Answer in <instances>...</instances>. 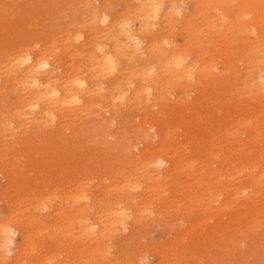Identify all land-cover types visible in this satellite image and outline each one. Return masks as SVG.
Listing matches in <instances>:
<instances>
[{"label": "rangeland", "instance_id": "rangeland-1", "mask_svg": "<svg viewBox=\"0 0 264 264\" xmlns=\"http://www.w3.org/2000/svg\"><path fill=\"white\" fill-rule=\"evenodd\" d=\"M103 3H104V5L101 6L100 4H103ZM141 3H142V0H112V1L111 0L110 1L109 0H107V1L106 0H85V1L84 0H0V68H1L0 69V100H2L4 102L3 103L2 101H0V133H1L0 134L1 135L0 136V148H2V149H0V165H1L0 166V224L9 219V221H11L19 229V232L15 233L13 235V242H14L13 246H14V248H13L12 254L9 257L10 259L9 258H8V260L5 259L6 260L5 264H19V262H20V264L21 263L22 264H43V263L44 264H57V263L58 264H72V263L73 264H88V263L89 264H92V263H94V264H201V263L202 264H264V205H263L264 204V145H262L264 143V123H263L264 122V110L261 111L262 109H264V107H263L264 106V98H262V97H264V91L260 87V84H262L264 82L263 81L264 77L261 76V75L264 76V74H263V72H264V60L262 58V57H264L263 56L264 55V50H263L264 49V43L261 44V42H264V39H263L264 38V25H263L264 24V0H215V1H211V0H209V1H207V0H165V3L163 4V9H161L160 14L158 15L159 17L155 18V19H151V17H146V15L145 16L143 15V14H146L147 12L144 10L143 11L140 10L141 9V5H140ZM170 3L173 7L172 11L168 8V5H170ZM250 3H252L254 5L251 6ZM256 3L258 6L257 5L255 6ZM137 6H138V8H137ZM94 7H96L97 9L96 8L94 9ZM134 7H135V10L133 9ZM90 8H91V10H90ZM62 9H63V11H62ZM125 9L127 10V12ZM138 10L140 12H138ZM91 11L94 12L95 14L92 13ZM124 11H125V13H124ZM142 12H143V14H142ZM164 12H165V14H167L168 12L169 13L167 14V16L166 15L164 16ZM97 13L98 14L106 13L108 15L107 21L99 22V18H96V17H98ZM122 13H123V15H122ZM90 14L91 15L93 14L92 17H94V18L91 19ZM133 14H136V15H133ZM139 14L141 16H139ZM197 14H198V16H197ZM136 16H138L137 17L138 19H136ZM142 16H144V17H142ZM76 17L78 19H76ZM124 17H125V19H124ZM132 17H134L135 19ZM167 17H168V19H167ZM214 17L217 19H214ZM146 18L147 19L150 18L149 21L147 20L148 23H146L147 22L145 20ZM165 18H166V20H165ZM187 18H188V20H187ZM225 18H226V20H225ZM89 19L91 21L94 20V22H92L93 24H91V21ZM119 19H120V22H123L125 24L124 27L128 26V29H127L128 32H130V31L131 32L135 31V33L138 32V34L136 33V35L140 39V43L138 44V47H139L138 50L133 49V46H132L133 41L127 39L125 31H124L125 34H122L123 30L121 32V27L119 25L120 24ZM128 19L130 21H128ZM234 19L236 20V22H234L235 21ZM96 20H98V21H96ZM152 20L153 21L156 20V22L154 23ZM204 20L206 21V23ZM216 20H218V22ZM95 21L97 23H95ZM112 21H114V23ZM115 21H117V22H115ZM144 21H145V24L142 25V23H140V22L144 23ZM163 21H166L168 23H166V22L164 23ZM169 21H170V23H169ZM246 21H248V22H246ZM75 22H78V23H75ZM88 22L90 24H88ZM149 22H150V24H149ZM184 22H187V23L184 24ZM128 23L130 24V27L132 26L131 28L129 27ZM86 24H88V25H86ZM168 24H170L169 27L167 26ZM203 24H204V26H201ZM102 25H105V26H102ZM116 25H118V27ZM140 25H141V27H143V29L142 28L139 29ZM196 25H197V27H196ZM219 25H220V27H219ZM83 26H85V27H83ZM101 26L103 28L104 27L105 28L102 29ZM109 26L112 27L113 29L110 28ZM250 26H252V27H250ZM77 27H78V29H77ZM150 28H152V29L150 30ZM178 28H180V29L176 30ZM194 28H195V30H194ZM69 29H70V31H69ZM108 29H110L111 31L113 30L112 31L113 33ZM160 29L162 31H160ZM251 29H253V30H251ZM74 30H75V32H74ZM98 30L100 33H97ZM114 30H115V32H114ZM207 30H209V31H207ZM221 30H223V31H221ZM239 30H241L243 32H241ZM245 30H246V33L249 30H251L248 32L249 35H248V33L247 34L245 33ZM68 31L70 34L67 33ZM72 31L74 32L73 34H72ZM93 31L94 32L96 31V32L94 33ZM140 31H142V32L140 33ZM213 31L215 34L213 33ZM224 31L225 32L228 31L229 34L230 33L231 34L229 35L227 32L225 33ZM79 32L82 33V37H79L78 40L73 41L74 38H72V36L75 35L76 33H79ZM109 32L112 34V38H111V36H110L111 34H109ZM46 33H48V34H46ZM185 33H186V35H185ZM216 33H217V35H216ZM58 34H60L59 37H58ZM92 34H93V36H92ZM95 34H97V35H95ZM101 34H102V36H101ZM103 34H106V35L104 36ZM119 34H120V36H119ZM189 34H191L190 37L188 36ZM209 34H210V36H209ZM218 34H219V36H218ZM161 35H162V37H161ZM254 35H256L257 37ZM54 36H55V38H54ZM107 36H109V38L113 41L108 39ZM114 36H115V38H114ZM167 36H169V37H167ZM185 36H186V38H185ZM261 36H263V37H261ZM51 37L54 40H52ZM56 37H57V45H56ZM60 37H62V38H60ZM211 37L212 38L215 37V39L218 40V42H217L218 44L216 43L217 40H215L214 38H213L214 40H212ZM231 37H232V39H231ZM248 37H249V39H248ZM259 37L262 39H260ZM103 38H104V41L106 40L105 42L102 41ZM200 38H201V40H200ZM120 39H121V41H120ZM204 39H205V41H203ZM245 39L247 41H245ZM61 40H63V43ZM66 40H69V43ZM90 40H93L94 44H93V41H90ZM96 40L97 41L99 40L98 44H97ZM100 40H101V42H100ZM256 40H259L257 42L261 41L260 44L255 42ZM49 41H51L52 43ZM114 41H116V42H114ZM117 41H118V43H117ZM206 41H208V42L206 43ZM241 41H243V42H241ZM58 42L60 44H58ZM64 42H67L68 44L64 43ZM121 42H124V45L122 43V46H120ZM159 42H161V44ZM180 42H183V43H180ZM193 42H195V43H193ZM219 42L221 44L222 43L226 44L227 46L221 45ZM232 42H233V44H231ZM249 42H250V44H248ZM72 43H74V44H72ZM125 43L127 45H125ZM208 43L211 44L212 47ZM255 43H257V44L255 45ZM31 44H32V47H31ZM44 44H46V45H44ZM48 44L49 45L53 44V45H51V47H53V48L50 49L49 48L50 46ZM77 44H80V45L78 46ZM91 44H93V45H91ZM145 44H147V46ZM156 44H157V46H156ZM193 44H196V45H193ZM202 44H204L206 47H203L204 45L202 46ZM234 44H236V45H234ZM252 44H254V45H252ZM88 45H90V46H88ZM102 45L104 46V48ZM199 45H201V46L198 47ZM217 45H220V49H219V46H217ZM249 45H250V47H249ZM23 46H25L24 49H23ZM28 46H29V48H28ZM63 46H64V48H63ZM69 46H72L73 48H70ZM91 46H93V47H91ZM116 46H117V48H116ZM123 46H124V48H123ZM189 46L191 49L189 48ZM193 46H194V48H192ZM213 46H215V47L213 48ZM240 46H242V47H240ZM21 47L23 50L21 49ZM45 47H46V49H48V48L49 49L46 50ZM56 47H59V48H56ZM81 47H83L85 49V52H84V49ZM88 47H89V49H88ZM161 47H163V51H162ZM172 47H173V49H172ZM174 47H176V48H174ZM185 47H187V48L185 49ZM209 47H211V48H209ZM222 47H223V49H222ZM237 47H238V50H236ZM252 47L257 48V49L252 50ZM177 48H178V50H176ZM206 48L207 49L209 48V49L207 50ZM233 48H234V50H233ZM260 48L263 50L262 55H261V49ZM60 49H62V51H60ZM63 49H64V51H63ZM93 49H94V52H93ZM113 49H115V51H117V52L115 53V51ZM124 49H125V51H124ZM179 49H181L182 52H184L183 56L185 55L187 62L196 60L197 63L196 62H195L196 64L194 63L195 69L192 65L190 76L187 77L183 74V76H180V78H177V79L174 78L173 79V77L170 78L166 72L162 71L161 67H157V66H159L157 62H161V59L159 56L162 53L168 54L171 50H174V52H181V50H179ZM242 49H244V51ZM26 50H30L32 52L33 56H38L39 54L42 53V52H40L42 50H43V53L48 52V54H50L51 51L53 50V52H54L53 53L54 55H52L53 59L51 57L50 58L52 59L53 64L56 66V69L54 70L55 73H52L53 77H51V78L49 77V79L52 80L55 77L52 80L55 84L62 85L63 84L62 79H63V81L68 82V80H73V78L76 76L77 78H83L86 81L87 86L88 85L91 86V87H89V86L88 87H89L90 91L93 92L95 89L94 84L99 81L96 84V87L98 90L95 89V91L93 92L94 93L93 96L91 95L92 92L89 91V93H90L89 99L90 100L87 99L89 97L87 95H86V97L83 98V101H82L83 103H85L87 101L85 104L82 105V106H84L83 108L87 109V110L84 109L86 112L84 110L83 111L80 110L79 112H77L78 110H74L73 106L70 107V108L73 107L70 110V108H69L70 103H69V105L67 103L66 105H64V107L63 106L60 107V109L62 108L64 110L60 111V109L59 110L55 109V112H54L55 117H54V122H53V121H49L50 119H48L47 117H46V120H45V117L44 118L41 117L39 119L37 114L35 117H33L34 115H32V113H29L30 112L29 110L27 111V109L29 108L28 106L25 107L27 109L24 110V106L27 105V101H28V100H26V98H28L27 94H30L31 92H28L27 89H26V91H25V89L21 90L22 88H26V87L21 86V84L23 85L22 81H23L24 77L26 78V76L24 74L25 69H22V66L16 67L18 65H16L15 63L17 62L16 61L17 57L18 58L21 57V55H22L21 52L22 51L24 52ZM72 50H73V52H71ZM79 50H80V52L82 51L83 53L80 54ZM107 50L108 51L111 50L110 51L111 53H113L114 55L115 54L117 55V56L115 55V57H116L115 60L117 61V64H116V62H115V64L117 66L116 70H118L119 72L116 70L115 71H109L108 70L109 72L107 71L105 73H103L104 71L102 72V70L106 71L107 69L105 66L106 64L104 63L103 58H102V53L100 51H107ZM246 50H248V52ZM18 51L20 54L17 53ZM58 51L61 53L59 54ZM89 51H91V52H89ZM122 51H123V53H122ZM151 51H152V54H151ZM157 51L160 53V55H159V53H157ZM199 51L202 52V54ZM215 51H217V52H215ZM218 51H220V52H218ZM245 51H246V57H245V55H243V54H245ZM256 51L258 53L260 52V55L257 54ZM62 52H63V54H62ZM67 52L71 55H69ZM78 52L80 55L77 54ZM98 52H100V53H98ZM118 52L120 55L117 54ZM131 52H134V55ZM138 52L139 53L141 52V53L139 54ZM194 52L196 54H194ZM84 53L86 55H84ZM135 53H138V55ZM249 53L251 55H249ZM51 54H50V56H51ZM57 54L60 55V57ZM72 54H75V55H72ZM121 54H123V55H121ZM130 54H131V56H130ZM150 54H151V56H150ZM216 54H217V56H216ZM233 54L235 55L236 59L234 58ZM254 54H255V56H254ZM10 55L14 58L9 57ZM66 55H68V56H66ZM82 55H83V57H81ZM88 55L93 56V57L95 55L94 58L93 57H91V58H93L95 63H97V65H96L97 69H94V67H93L94 62L92 59L90 60V56L88 57ZM126 55H127V58L126 57L124 58V56H126ZM132 55L134 57H132ZM238 55H240L241 57ZM247 55H249V56H247ZM70 56L71 57L74 56L73 57L74 59L71 58ZM77 56H79V58H77ZM84 56L88 57V61H86L87 58H84ZM152 56L153 57L155 56V58H152ZM204 56H206V57H204ZM207 56H209V57H207ZM120 57H121V59H119ZM149 57H150V59H148ZM230 57H231V60H230ZM244 57H245V59H244ZM257 57H258V59H257ZM96 58H98L97 59L98 62L96 61ZM211 58H212V60L214 59L213 62H212ZM215 58H216V61H215ZM248 58H252V59H249L250 60L249 61ZM260 58L262 59V61ZM14 59H15V63H14ZM128 59H130V60H128ZM144 59H146V60H144ZM208 59H210V60H208ZM254 59H255V61H253ZM9 60H11V61H9ZM56 60H58V61L55 62ZM101 60H102V62H101ZM125 60H126V62H125ZM238 60H241V62ZM245 60L247 61V63L244 62ZM256 60L259 64L254 63V62H256ZM67 61H70V63L69 62L67 63ZM76 61L79 62V64L77 63V65H75ZM127 61H128V63H127ZM204 61H206V62H204ZM9 62H10V65H13V68L10 65H9L10 67L7 65ZM85 62L87 64H85ZM56 63H57V65H56ZM64 63H67V64H64ZM99 63H100V65H99ZM230 63H231V65H230ZM251 63H254V64H251ZM260 63H261V65H260ZM83 64L85 65V67H83L84 66ZM208 64L211 67V69L208 66ZM242 64H243V66H242ZM227 65H228V67H227ZM98 66L100 67V69ZM142 66H145V67H142ZM201 66L204 67V69L206 68V66L208 68H206V70H203L201 72L200 71ZM249 66H250V70L252 67V72L250 70H247V69H249ZM65 67H66V69H65ZM69 67H70V69H69ZM72 67H73V69H76V70H74L75 73H74L73 69H71ZM91 67H92V70H90ZM132 67L133 68L135 67L134 68L135 70L134 69L132 70ZM150 67H152L151 68V69H153L152 71L149 70ZM260 67L261 68L263 67V71H262V69L261 70L259 69ZM9 68H10V70H9ZM232 68H233V71H232ZM234 68H236V70ZM86 69L87 70L89 69L90 72H89V70L84 71ZM123 69L126 71H124ZM220 69L222 70V72ZM245 69L250 74L251 73H253V74L250 75ZM254 69L257 71L259 70V72L255 71ZM11 70H13V72L15 74L12 73ZM66 70H68L67 72L70 75H68ZM99 70L102 72L101 74H100ZM128 70H130V71H128ZM210 70H212L211 74L209 72ZM243 70H244V72H242ZM76 71L77 72L79 71V73L76 74ZM135 71H136V74H135ZM204 71H205V73H203ZM231 71H232V73H231ZM261 71H262V73H261ZM82 72L84 75L82 74ZM84 72H86V73H84ZM95 72L97 73V76L99 79L96 78L97 76H95L96 75ZM121 72H124L125 74H123V73L121 74ZM132 72H134V73H132ZM140 72H141V75H140ZM145 72H146V74H145ZM207 72H208V74H207ZM254 72H255V76L257 75L256 77L254 76ZM1 73H2V75H1ZM88 73L89 74L92 73V74L89 75ZM107 73L110 74V75H108L109 77L107 76ZM114 73H116V74H114ZM130 73H132L134 75H131ZM142 73L145 75V77H144V75H142ZM23 74H24V76H23ZM71 74H74V77H73V75L71 76ZM78 74H80V76L81 75L82 76L80 77ZM103 74H105L106 76L103 77ZM243 74H245V76L248 78V81H247V78ZM92 75H93V77L91 79ZM122 75H123V77L121 78L120 76H122ZM125 75L126 76L130 75L129 76L130 78L129 77L126 78ZM138 75H139V77H138ZM49 76H51V75H49ZM58 76H60V77H58ZM99 76H101V78ZM134 76L136 78H134ZM166 76H168V77H166ZM232 76H235L237 79H235V77H232ZM238 76H239V78H238ZM240 76H241V78H240ZM17 77H19V78H17ZM70 77H71V79H69ZM150 77L154 78V80ZM205 77H206V79H205ZM207 77H210V78H207ZM215 77H216V79H215ZM243 77H245V78H243ZM250 77H252V80ZM65 78L67 80H65ZM89 78H90V80H89ZM124 78H125V80L129 79V80H127L128 82L122 81V79L124 80ZM188 78H189V80H188ZM74 79H76V78H74ZM117 79H119V80H117ZM243 79H245V80H243ZM256 79L259 81L261 80V83L259 81H257ZM10 80H12V81H10ZM16 80H18L17 83H16ZM56 80H58L59 82L58 81L56 82ZM222 80H223V82H222ZM234 80H236L237 82ZM253 80L256 81L257 83L253 82ZM116 81L118 83H119V81H121V83L118 84ZM147 81H150V82H147ZM187 81L190 84H187ZM9 82L10 83L12 82V83L10 84ZM90 82H91V85H90ZM113 82H115L116 84H114ZM178 82H180V83H178ZM208 82H209V84H207ZM239 82H242V83H239ZM124 83H125V85H124ZM166 83H168L169 85ZM193 83H196V84L201 83L203 85L200 84V85H197V87H196V84H193ZM204 83H206V84H204ZM217 83L219 84L220 88L218 87ZM227 83H228V85H227ZM253 83H254V86L252 85ZM7 84H8V88H7ZM17 84H18V86H17ZM100 84H102V85H100ZM111 84L114 85L113 87L115 89L112 87ZM146 84H150V86H151L152 94H150V95L146 94L145 90L143 89V88H145ZM163 84H165V85H163ZM181 84H184V85H181ZM186 84L188 85V87H186L187 86ZM99 85L101 88H98ZM174 85L177 87V89L175 88ZM193 85H194V87H193ZM205 85H207L209 92H208L207 88H205L206 87ZM226 85H227V87H226ZM250 85H252V87H253V88H251V90L249 87ZM263 85H261V86L264 89ZM15 86H17V87H15ZM122 86H126V87H122ZM168 86H170V87H168ZM183 86H185V88ZM198 86H201L202 89H200V87H198ZM211 86H212V89L210 91ZM245 86H248V87L245 88ZM74 87H72V88L76 89ZM121 87H122V90H121ZM256 87L259 88V90ZM188 88H190L189 92H188ZM213 88H214V90H213ZM226 88L230 89L231 91L229 90V92H228V89H226ZM123 89H126L127 91L123 90ZM160 89H162V90H160ZM1 90H4V91H1ZM143 90L145 92L144 95H143V93H144ZM191 90H193V91H191ZM226 90H227V93H225ZM109 91H111V92H109ZM121 91H124V92L126 91L125 94L128 97V99H126L127 101L125 100L126 101L125 102V101H122L119 99V102L116 100L113 103V101L116 99V95H117L116 93L121 92ZM139 91H141L142 93ZM213 91H215V92L217 91V92L213 94ZM253 91H255V92H253ZM261 91H262L263 95L261 94ZM104 92H105V94H103ZM107 92L110 95L112 93L113 95H111V96L113 98L111 97V99H110V95ZM199 92H200V94H199ZM256 92H258L259 94ZM183 93H184V95H182ZM222 93H223V95H222ZM255 93L257 94V96L255 95ZM95 94L99 96V99L97 96H95ZM101 94H103V95H101ZM138 94H139V96H138ZM202 94H204V95H202ZM24 95H26V96H24ZM131 95H133V96H131ZM134 95H137V96H134ZM205 95L208 98H206ZM242 95H244L243 98H241ZM246 95H247V97H246ZM250 95H254V96H250ZM185 96H186V98H184ZM198 96H200V97H198ZM210 96H212V97H210ZM220 96H224V97L222 98ZM231 96H233V97H231ZM142 97L143 98L146 97V98H144V100H143ZM162 97L164 98V100ZM176 97H177V100H176ZM197 97L199 98L200 101L198 100ZM250 97H252V99ZM2 98H4V99H2ZM102 98H107V99H104L105 101H103ZM179 98L181 100H179ZM249 98L252 101H250ZM256 98L258 100H256ZM93 99L96 102H98V105H97V103H95V101ZM141 99L143 102L141 101ZM188 99H191V100H189V101H191V103L188 101ZM203 99H205V100L202 102ZM208 99H209V101H211L210 103H208L209 102ZM212 99H214L213 102H212ZM131 100L134 103H132ZM232 100H233V102H232ZM236 100L239 102H237ZM247 100H249V101L246 102ZM222 101H224V102H222ZM228 101L231 102L232 105ZM240 101H242V102H240ZM120 102L124 103V104L120 105V107H119V104H121ZM137 102H138V104H136ZM140 102H141V104H140ZM192 102L194 103V106H193ZM198 102L199 103L201 102L202 104L201 103L199 104ZM204 102L208 103L209 105L205 104ZM217 102L219 104H217ZM22 103H23V105L21 106ZM24 103H25V105H24ZM92 103L96 104L98 108L95 107L96 105H94ZM117 103H118V105H117ZM184 103L185 104L188 103V105H185ZM111 104L113 107L110 106ZM115 104H116V107L118 106L117 108L115 107ZM134 104H136V105H134ZM154 104H155V106H154ZM214 104H215V106H214ZM18 105H20L21 107ZM90 105H91V108H90ZM144 105H146L148 107L144 108V110H143L142 107ZM207 105L209 107H206ZM243 105H246V106H243ZM261 105H262V107H261ZM123 106H125V107L127 106L128 108L127 107L125 108ZM132 106H134V108ZM189 106H191L193 109ZM217 106H219L218 108H220L221 110L220 109L218 110ZM220 106L221 107L223 106L225 110L223 108H221ZM231 106H232V108H231ZM234 106H237V107H234ZM249 106L252 108H250ZM104 107H106V108H104ZM135 107L136 108L138 107V109H136ZM149 107H150V109H149ZM197 107H199V109H200L199 111H197L198 110ZM95 108H97V109H95ZM131 108H133V109H131ZM186 108H188V109H186ZM213 108L216 109L217 112L216 111L215 112L218 113L219 116H218V114H216L213 111L214 110ZM236 108H237V110L240 108V110L236 111ZM89 109H90V111H89ZM110 109L114 110V111H111ZM117 109H118V111H117ZM14 110H15V112L12 113ZM72 110L75 111V113ZM108 110H110V111H108ZM123 110H124V112H123ZM209 110H210V112H209ZM228 110H230V114H229ZM243 110L244 111L246 110V111L244 112ZM252 110H254V111H252ZM65 111H68V113L67 112L64 113ZM87 111H89V112H87ZM99 111H100V113H97ZM176 111H178V112H176ZM194 111H196L197 113ZM219 111H222V112H219ZM249 111H251V112H249ZM172 112L175 113L176 115H174ZM211 112H213V114ZM235 112L236 113L238 112V114H236ZM242 112H243V114H242ZM257 112H259L258 115H257ZM26 113H29V115H30V116L28 115L29 118L27 117ZM148 113L149 114L151 113L150 116ZM210 113H211V119H210ZM64 114H66L67 116ZM69 114H71V115H69ZM100 114H102V115H100ZM162 114H163V116H162ZM170 114H172L174 116H172ZM84 115H88L89 117L88 116L86 117ZM114 115H115V117H114ZM121 115H123V116H121ZM140 116H141V119H140ZM186 116H188V118ZM236 116H238L240 118H238ZM257 116H260V117H257ZM72 117H74V119ZM77 117L79 120L76 119ZM250 117H252V118H250ZM261 117H263V118H261ZM71 118H72V120H70ZM80 118H81V120H80ZM157 118H159V119H157ZM170 118H172V120ZM186 118L188 119V121ZM221 118L224 120H222ZM37 119H38V121H37ZM146 119H148L149 121ZM169 119H170V121H169ZM230 119H233V120L230 121ZM242 119H244V120H242ZM246 119L249 121H247ZM12 120H14V122H12ZM97 120H99V121H97ZM122 120H124V121H122ZM140 120H141V123H140ZM173 120H174V122H173ZM261 120H262V122H261ZM46 121H49V123L47 122L48 125H47ZM142 121L143 122L146 121L145 126H144V123ZM162 121H164V122H162ZM165 121L167 123H165ZM190 121H191V123L193 122L192 126H191V123H189ZM203 121H204V123L206 121V124H204ZM223 121H225V122H223ZM36 122H37L38 126H37ZM82 122L83 123L85 122L84 125ZM230 122H233V123H230ZM52 123H54V124H52ZM97 123H99V125ZM105 123H108V124H105ZM208 123L211 124V127ZM19 124L21 125V127ZM198 124H199V126H198ZM216 124H218V125L216 126ZM60 125H62L63 127ZM70 125H72V126L70 127ZM96 125H98V126H96ZM100 125H101V127H100ZM106 125H108V126H106ZM103 126L105 128H103ZM135 126H136V128H135ZM202 126H205V128ZM219 126H220V128H218ZM18 127H20V128H18ZM68 127L70 129H68ZM97 127H98V129H96ZM106 127H108V128H106ZM137 127H139L140 129H138ZM192 127H193V129H192ZM65 128H67V130ZM121 129H122V131H121ZM135 129H137V130L133 131ZM165 129H166V131H165ZM190 129L192 130L191 132L193 134L189 131ZM217 129H218V131H216ZM3 130H4V132H3ZM196 130L198 132H195ZM201 130H203V131H201ZM210 130L212 131V133ZM85 131H86V133H85ZM158 131H160V132H158ZM161 131H163V132L161 133ZM185 131H188L189 133H186ZM206 131H207V133H206ZM213 131H215V132H213ZM221 131H222V134H221ZM82 132H84L85 134ZM142 132L144 134L145 133L146 134L143 135ZM131 133L132 134L134 133V134L132 135ZM141 133H142V135H141ZM208 133H210L211 135ZM216 133L218 135H220V136H218V140H217V134ZM127 134H129V135H127ZM163 134H165V135H163ZM185 134H188L189 137H187ZM252 134H253V136H252ZM261 134H262V136H260ZM102 135H103V137L101 138ZM124 135H126V136H124ZM169 135H170V137H169ZM183 135H185V138H183ZM190 135H191V137H190ZM132 136H134V137H132ZM146 136H149V137H146ZM172 136H173V139L171 138ZM194 136H196V137H194ZM231 136L235 137V138L231 139L232 138ZM75 137L77 138V140L75 139ZM208 137H210V138L208 139ZM222 137H224L223 138L224 141H223ZM118 138H119V140H118ZM186 138L188 141L185 140ZM211 138H213V139H211ZM168 139H169V141H168ZM179 139H180V141H179ZM195 139H196V141H195ZM256 139H258V143H257ZM100 140H102V141H100ZM145 140H146V142H145ZM175 140H176V143H175ZM243 140H246V141H243ZM66 141H67V143H66ZM128 141H130L129 142L130 144L128 143ZM215 141L217 142L215 145L219 144L220 146H215L213 143V145L215 146V148H214L212 145V142H215ZM114 142L118 143L119 145L115 144ZM166 142L169 143V146H167L168 143L165 146ZM178 142L182 146L178 145L179 144ZM186 142L187 143L189 142L190 144L189 143L184 144ZM200 142H202V143H200ZM235 142L238 145L235 144ZM132 143H134V145H132ZM146 143H147V145H146ZM173 143L176 145H174ZM193 143H197V144H193ZM203 143H204V145L206 143V145L204 146ZM208 143H209V145H208ZM223 143H224V145H222ZM123 144H125V145H123ZM159 144L161 146L162 145L163 146L159 148ZM210 144L212 147L210 146ZM258 144H260V145H258ZM105 146H107V148H105ZM132 146L135 148H133ZM145 146H146V149H145ZM148 146H150V147H148ZM170 146H171V148H170ZM223 146H224V148H223ZM249 146L250 147L252 146V148H250ZM143 147H144V149H143ZM164 147L166 149H164ZM174 147H176L175 149L178 151H175L173 149ZM182 147H185L186 150H184V148H182ZM208 147L213 149V151L211 149H209ZM229 147H231V148H229ZM193 148L198 149V150H194ZM203 148H206V150H204ZM218 148H219V150H218ZM67 149H69V150H67ZM153 149H157V150H153ZM158 149H160L161 154L166 153L167 155L166 154L164 155L166 157V163L161 168L157 169V167L154 166L153 164L152 165L154 167L151 166L149 159L151 158V156L155 155L156 153H160V151H158ZM170 149H171V151H170ZM141 150H143V151H141ZM173 150L175 153L173 152ZM180 150H182V152H179ZM192 150H193V152L195 151L196 153L194 152L195 154H193ZM207 150L208 151L211 150V152H213V153L210 152V154H209V152ZM226 150H228V151L225 153ZM237 150H239V151H237ZM155 151H157V152H155ZM166 151H170L171 153L166 152ZM187 151L189 152V154H191V159H193L194 161H192L190 159V157H189L190 155L187 153ZM197 151H201V152L197 153ZM206 151H207L208 155H206L207 154ZM152 152H155V153H152ZM244 152H246V153H244ZM67 153H69V154H67ZM144 153H145V155H144L145 157L143 156ZM173 153L175 156L171 157V155L173 156ZM177 153H178V155H177ZM236 153H238V154H236ZM138 154H139V156H138ZM179 154H181V155H179ZM214 154H215V156H214ZM193 155H195V156H193ZM198 155H199V158H197L198 160L197 159L195 160L194 158L198 157ZM134 156H135V158L133 159ZM240 156H242V157H240ZM244 156L245 157L247 156V157L245 158ZM167 157H169V158H167ZM180 157H184L183 160ZM200 157H202V159H200ZM231 157H233V158H231ZM220 158H221V160L219 161ZM227 158H229L228 159L229 161L227 160ZM235 158H236V160H235ZM188 159L191 161H189ZM230 159H232V161ZM205 160L206 161L208 160V162H205ZM211 161H212V164H211ZM147 162L149 163V165H147L148 164ZM189 162H191V163H189ZM237 162H240V163H237ZM130 163L132 165H130ZM186 163H188V164H186ZM215 164H217L218 166L216 165L214 167ZM186 165H188V166L190 165V167H188ZM198 165H200V166H198ZM130 166H133V167L131 168ZM144 166L146 167L145 169H143ZM149 166H151V167H149ZM182 166H184V168ZM193 166H194V168H193ZM209 166H210L211 170H210ZM203 167H207V168H204V170L202 171ZM111 168H112L113 173L110 170ZM162 168H163V171H162ZM188 168H189V170H188ZM6 169H9L8 172L6 171ZM119 169L120 170L122 169L121 171L123 173H120ZM126 169H127V171H126ZM169 169H170V171H169ZM200 170H201V172H200ZM9 171L10 172L12 171V172L10 173ZM124 171H126V172H124ZM137 171H139V172H137ZM141 171H143L144 173ZM145 171L148 175H146ZM156 171H158V172H156ZM171 172H173V173H171ZM118 173L121 175H118ZM127 173H130V174H127ZM152 173H154V174H152ZM169 173L171 174L170 176H169ZM191 173H192V175H191ZM115 174H117V175H115ZM149 174H151V175H149ZM164 174H165V176H164ZM254 174H256V175H254ZM123 175H125L124 177H126L128 179L125 180V178L122 177ZM145 175L147 178H145ZM159 175L161 178L159 177ZM166 175H167V177H166ZM112 176H114V177H112ZM168 176L170 177L169 178L170 181L167 180ZM129 177H131V178L133 177V178H135V180L133 178L131 179ZM163 177H165V178H163ZM141 178L142 179L145 178V179L142 180ZM158 178L160 180H158V182H157L156 180ZM226 178H228V179H226ZM161 179L162 180L164 179V181H162ZM246 179H249L250 181L246 180ZM114 180L116 181V183L114 182ZM123 180L125 181L124 183H123ZM131 180H134V181H131ZM145 180H146V182H145ZM79 181H81V182H79ZM128 181H129V183H128ZM130 181L131 182L136 181V184L135 183L131 184ZM137 182H138V184H137ZM162 182H165V183L162 184ZM65 183H67V184H65ZM77 183H79V184H77ZM127 183L130 184V186H132L131 187L132 189L136 187L135 193H134V191H132V189L129 187V185ZM75 184H77L79 186L76 187ZM124 185H127L128 187H126V186L123 187ZM133 185H134V187H133ZM159 185H160V188H159ZM163 185H165V186H163ZM185 185H187V186H185ZM81 186H82V188L83 187L84 188L82 189ZM115 186L119 189L120 188H122V189L119 190ZM218 186H220V187H218ZM162 187H165V188H162ZM50 188L52 190H49ZM79 188H81L82 190ZM129 188L131 190H129ZM147 188H152V189L149 190ZM162 189H163V191H162ZM63 190H65V191H63ZM80 190L82 191V193L79 192ZM83 190H86V191H83ZM137 190H139V191H137ZM146 190H148V191H146ZM168 190H170L171 192ZM181 190H183V191H181ZM235 190H236V192H235ZM123 191H125V192H123ZM244 191L245 192L247 191V192L244 193ZM33 193H35L36 196ZM38 193H40L41 196L38 195ZM77 193L78 194L80 193L83 196L85 195L86 199L84 197H83L84 199L82 198L83 200L78 199V197H82V195L79 196ZM128 193H130V195H128ZM169 193H171V194H169ZM182 193H185V194H182ZM227 193H228V195H227ZM46 194H48L49 196ZM50 194L52 195V197ZM56 194H58L60 197H58V195H56ZM64 194H66V195L64 196ZM180 194H182V195L180 196ZM30 195H31V197H30ZM118 195H120V197ZM121 195H123L124 197H122ZM172 195H174L173 198H172ZM235 195L237 197L233 198V196H235ZM67 196H69V197H67ZM147 196H149V197H147ZM244 196H246V197H244ZM47 197H49L50 199H48ZM53 197L55 200H58L60 198L61 201L55 202V200L52 199ZM55 197H57V198H55ZM116 197H118V198H116ZM203 197H205V198H203ZM22 198L24 201L22 200ZM32 198H34V199L32 200ZM65 198H70V199H65ZM72 198H73V200L77 198L79 202L77 200L72 201ZM122 198L125 201H123ZM130 198L134 199L135 201L130 199ZM161 198H164V199H161ZM174 198L176 199L177 202L175 201ZM177 198H178V200H177ZM184 198H187L188 201ZM47 199L51 202L48 203L49 201H47ZM64 199L66 202L69 200L70 201L68 203H66V202H64ZM165 199L166 200L168 199V200L165 202ZM172 199H174V200H172ZM38 200H40V202L42 200V202H44V204H46V205L48 204V206L47 207H39V206H42L44 204L42 202H41V204H39L40 202ZM62 200H63V202H62ZM84 200L87 201V203L85 201L86 205H85V203H83ZM121 200L123 202H121ZM126 200L129 203H127ZM130 200H131V202L132 201H134V202L131 203ZM151 200H153V201H151ZM216 200L220 201V203L217 202ZM18 201H20V202L18 203ZM91 201H93V203L95 201V203L93 204ZM145 201L148 203H146ZM149 201H150V203H149ZM155 201H156V203H155ZM173 201H174V204L172 203ZM29 202H31V203H29ZM108 202H110V203H108ZM13 203H15V204H13ZM70 203H73L75 205H73V204L71 205ZM120 203H122V204H120ZM141 203H143V204L145 203V205H143ZM76 204H77V206H76ZM113 204H115L116 206ZM129 204H133V205H129ZM139 204H141L142 206ZM148 204L151 205L152 207L149 206ZM66 205H67V207H66ZM84 205L86 207H84ZM120 205H121V207H120ZM137 205H139V206L137 207ZM146 205H148V208ZM183 205H184V207H183ZM192 205H194V206H192ZM231 205H235V206H231ZM31 206H33V207H31ZM93 206H94V208H91ZM144 206H146V207H144ZM179 206H181V208H179ZM222 206H224V208H220ZM24 207H25V209H23ZM69 207H70V209H69ZM89 207L91 208V210L93 212H91ZM100 207H103V209ZM104 207H106V208H104ZM117 207L118 208L120 207L121 209L124 207H128L127 209L124 208L126 210L122 209L124 211V214H126V216L123 214H120V212L117 213L120 209V208L118 209ZM195 207L198 210L194 209ZM78 208H80L79 209L80 212L78 211ZM109 208H112V209L110 210ZM186 208H188V209H186ZM21 209H23L25 211H23ZM42 209H44V210H42ZM81 209L84 210V213H83V210H81ZM101 209H102V211H101ZM174 209H175V212H174ZM184 209L186 211H184ZM210 209H213V210H210ZM224 209H226V210H224ZM36 210H38V211L41 210V211H39V213H38V211H36ZM59 210H60V212H58ZM115 210H117V212ZM122 210H120V211L123 213ZM145 210H147V211H145ZM85 211H87V214ZM105 211H106V213H105ZM109 211L110 212L112 211V212L109 213ZM143 211H145V212H143ZM55 212L56 213L58 212L57 215L54 214ZM76 212H77V214H76ZM101 212H102V214H101ZM103 212H104V215H103ZM127 212H129V213H127ZM194 212H196V213H194ZM13 213H14V215H13ZM46 213H47V215H45ZM113 213H116V214H113ZM10 214H11V216H10ZM29 214H31V217H29L30 216ZM112 214H113V216H112ZM25 215H27V218L25 217ZM38 215L41 219L39 217H37ZM51 215H53V216H51ZM122 215L125 217L123 219L122 218L119 219V216L123 217ZM127 215H128V217H127ZM8 216H9V218H8ZM42 216L44 217V219ZM108 216H110V218ZM252 216H254V217H252ZM19 217H20V220H19ZM22 217H24L23 218L24 220L22 219ZM33 217H35V218H33ZM102 217H103V219H102ZM104 217H106V218H104ZM61 218H62V220H61ZM100 218L103 221L100 220ZM13 219L15 222L13 221ZM36 219H37V221H36ZM70 219L72 221H70ZM55 220H57V221H55ZM81 220H83L84 222H86V221L87 222L97 221V220L99 221L100 220L99 221L100 226L97 227V231H105V232H102L103 235L102 234L101 235L96 234L94 236L89 237V235L87 236V235L83 234V231L86 230L87 227L84 225L85 226V228H84V226L82 225L84 222ZM120 220L123 222L120 223ZM192 220H194V221L192 222ZM204 220L207 222H204ZM32 221H33V223H32ZM63 221H64V223H63ZM78 221H81L82 224ZM53 222H54V224H53ZM101 222H104L102 224L105 225L106 229H103V230L100 229L103 227ZM133 222H135V223H133ZM200 222H202L203 224L202 223L199 224ZM72 223L74 226L72 225ZM78 223H80L82 226L78 225ZM108 223L113 224V226L112 225L109 226ZM114 223H115V225H114ZM122 223L124 224V226H122L123 225ZM184 223L186 226L184 225ZM42 224H44V226ZM120 224H122V225H120ZM55 225H56V228L54 227L52 229V227ZM183 225H184V227H183ZM187 225L189 227H187ZM28 226H30V227H28ZM64 226L68 227V229L70 231L68 229L66 230V228H63ZM76 226H77V228H76ZM78 226L80 228H78ZM195 227H196V229H195ZM203 227L205 229H203ZM191 228H192V230H191ZM198 228H200V229H198ZM259 228H260V230H259ZM73 229H74V231H73ZM75 229L78 233H76ZM239 229H241V230H239ZM71 231H73V232H71ZM65 232H67V233H65ZM108 232H109V235H107ZM204 232H205V234H204ZM30 233H31V235H30ZM34 233H35V235L37 233L38 234L41 233L39 235L40 237L38 236V234L36 236H34ZM239 233H241V234H239ZM71 234L73 237H71ZM80 234H82V235H80ZM198 234H200V235H198ZM212 234L214 237L212 236ZM78 235H80V236H78ZM83 235H84V237H82ZM112 235H113V237H112ZM247 235H248V237H247ZM74 236L81 237V238L76 239ZM26 239H27V241H26ZM245 239H246V241H245ZM34 240H36V241L38 240V241L36 242ZM51 240H53V241H51ZM89 241L91 242L90 244H88ZM53 242L55 244H53ZM204 243H205V245H204ZM240 243H241V245H240ZM23 246H25V247H23ZM54 246H56V247H54ZM203 246H205V247H203ZM33 248H35L36 251ZM40 248H41V250H40ZM28 249L30 251H28ZM42 250L44 252H41ZM88 250H89V252H88ZM193 250L195 251V253ZM38 251H40V252H38ZM15 252H16V255H15ZM28 253H29V255H28ZM34 253H36V254L32 255ZM49 254H52V256H54V257L51 258V255L49 257ZM21 255H23V257L25 256L24 259ZM29 256H30V258H29ZM18 257L20 258V260ZM46 258L49 259V262H47L48 260ZM3 259L0 256V264H2V263L4 264ZM15 260H16V263H14Z\"/></svg>", "mask_w": 264, "mask_h": 264}, {"label": "bare ground", "instance_id": "bare-ground-1", "mask_svg": "<svg viewBox=\"0 0 264 264\" xmlns=\"http://www.w3.org/2000/svg\"><path fill=\"white\" fill-rule=\"evenodd\" d=\"M84 1H85V0H84ZM106 1H107V0H106ZM109 1H110V0H109ZM111 1H112V0H111ZM207 1H209V0H207ZM211 1H215V0H211ZM86 2H87V1H86ZM199 2H200V1H199ZM202 2H203V1H202ZM87 3H88V2H87ZM164 3H165V0H142V3L140 4V5H141V9H140V10H141V11L144 10V11L147 12L146 14H143V12H142V14H143L144 16L146 15V17H151V19H155V18H158V17H159L158 15L160 14L161 9H163V4H164ZM195 3H196V2H195ZM213 3H214V2H213ZM213 3H212V4H213ZM129 4H130V3H129ZM197 4H198V3H197ZM209 4H210V3H209ZM217 4H218V3H217ZM217 4H216V5H217ZM225 4H226V3H225ZM250 4H251V6L254 5V4H252V3H250ZM84 5H85V4H84ZM100 5H101V6L104 5V3H103V4H100ZM177 5H178V4H177ZM195 5H196V4H195ZM203 5H204V4H203ZM256 5H257V3L255 4V6H256ZM109 6H110V5H109ZM257 6H258V5H257ZM85 7H86V6H85ZM226 7H227V6H226ZM82 8H83V7H82ZM82 8H81V9H82ZM86 8H87V7H86ZM95 8H96V7H94V9H95ZM105 8H106V7H105ZM109 8H110V7H109ZM137 8H138V6H137ZM168 8H169L171 11L173 10V7H172L171 3H170V5H168ZM205 8H206V7H205ZM88 9H89V8H88ZM92 9H93V8H92ZM96 9H97V8H96ZM106 9H107V8H106ZM133 9L135 10V7H134ZM197 9H198V8H197ZM252 9H253V8H252ZM90 10H91V8H90ZM98 10H99V9H98ZM102 10H103V9H102ZM102 10H101V11H102ZM125 10H126V9H125ZM134 10H133V11H134ZM165 10H166V9H165ZM174 10H175V9H174ZM179 10H180V9H179ZM62 11H63V9H62ZM93 11H94V10H93ZM128 11H129V10H128ZM175 11H176V10H175ZM175 11H174V12H175ZM91 12H92V11H91ZM94 12H95V11H94ZM94 12H92V13H94ZM126 12H127V10H126ZM138 12H140V11L138 10ZM98 13H99V12H98ZM98 13H97V14H98ZM120 13H121V12H120ZM124 13H125V11H124ZM168 13H169V12H168ZM168 13H167V14H168ZM197 13H198V12H197ZM201 13H202V12H201ZM203 13H204V12H203ZM94 14H95V13H94ZM128 14H129V13H128ZM137 14H138V13H137ZM167 14H165V12H164V16H165V15L167 16ZM117 15H118V14H117ZM119 15H120V14H119ZM122 15H123V13H122ZM133 15H136V14H133ZM175 15H176V14H175ZM92 16H93V14H92V15L90 14L91 19L94 18V17H92ZM95 16H96V15H95ZM139 16H141V15L139 14ZM144 16H142V17H144ZM164 16H163V17H164ZM197 16H198V14H197ZM246 16H247V15H246ZM107 17H108V15H107L106 13H102V14H98V17H96V18H99V22H105V21H107ZM129 17H130V16H129ZM137 17H138V16H136V19H138ZM160 17H161V16H160ZM180 17H181V16H180ZM192 17H193V16H192ZM241 17H242V16H241ZM120 18H121V17H120ZM126 18H127V17H126ZM132 18H134V17H132ZM188 18H189V17H188ZM188 18H187V20H188ZM207 18H208V17H207ZM239 18H240V17H239ZM76 19H78V18L76 17ZM117 19H118V18H117ZM124 19H125V17H124ZM134 19H135V18H134ZM140 19H141V18H140ZM149 19H150V18H149ZM149 19L146 18L145 20H146V21H147V20L149 21ZM167 19H168V17H167ZM170 19H171V18H170ZM170 19H169V20H170ZM214 19H217V18L214 17ZM220 19H221V18H220ZM220 19H219V20H220ZM89 20H90V19H89ZM158 20H159V19H158ZM165 20H166V18H165ZM210 20H211V19H210ZM225 20H226V18H225ZM234 20H235V19H234ZM251 20H252V19H251ZM254 20H255V19H254ZM73 21H74V20H73ZM90 21H91V20H90ZM90 21H89V22H90ZM96 21H98V20H96ZM96 21H95V23H97ZM123 21H124V20H123ZM128 21H130V20L128 19ZM148 21H147L146 23H148ZM152 21H153V20H152ZM199 21H200V20H199ZM204 21H205V20H204ZM216 21L218 22V20H216ZM259 21H260V20H259ZM261 21H262V20H261ZM28 22H29V21H28ZM89 22H88V24H90ZM92 22H94V20L91 21V24H93ZM110 22H111V21H110ZM112 22L114 23V21H112ZM115 22H117V21H115ZM119 22H120V19H119ZM150 22H151V21H150ZM150 22H149V24H150ZM153 22L155 23L156 20L153 21ZM163 22L165 23L166 21H163ZM192 22H193V21H192ZM221 22H222V21H221ZM223 22H224V21H223ZM234 22H236V20H235ZM244 22H245V21H244ZM246 22H248V21H246ZM75 23H78V22H75ZM83 23H84V22H83ZM113 23H112V24H113ZM140 23H142V25H143V24H145V21H144V23H143V22H140ZM151 23H152V22H151ZM166 23H168V22H166ZM169 23H170V21H169ZM185 23H187V22H184V24H185ZM205 23H206V21H205ZM251 23H252V22H251ZM71 24H72V23H71ZM81 24H82V23H81ZM88 24H86V25H88ZM115 24H116V23H115ZM128 24H129V23H128ZM161 24H162V23H161ZM176 24H177V23H176ZM182 24H183V23H182ZM188 24H189V23H188ZM211 24H212V23H211ZM221 24H222V23H221ZM257 24H258V23H257ZM94 25H95V24H94ZM100 25H101V24H100ZM113 25H114V24H113ZM113 25H112V26H113ZM119 25H120V27H121V32H122V30H123L122 34H125V33H126V37H127V39L133 41V43H132L133 49H134V50H138V49H139L138 44L140 43V39H139L138 36L136 35V33L138 34V32L135 33V31H134V32H131L130 30H129L130 32H128V30H127V29H128V26L124 27L125 24H124L123 22H120ZM152 25H153V24H152ZM169 25H170V24H168L167 26L169 27ZM180 25H181V24H180ZM230 25H231V24H230ZM243 25H244V24H243ZM263 25H264V24H263ZM28 26H29V25H28ZM60 26H61V25H60ZM81 26H82V25H81ZM90 26H91V25H90ZM102 26H105V25H102ZM102 26H101V27H102ZM116 26L118 27V25H116ZM162 26H163V25H162ZM177 26H178V25H177ZM201 26H204V24L201 25ZM233 26H234V25H233ZM233 26H232V27H233ZM248 26H249V25H248ZM57 27H58V26H57ZM68 27H69V26H68ZM83 27H85V26H83ZM98 27H99V26H98ZM109 27H110V26H109ZM109 27H108V28H109ZM120 27H119V28H120ZM129 27H130V24H129ZM131 27H132V26H131ZM131 27H130V28H131ZM149 27H150V26H149ZM170 27H171V26H170ZM175 27H176V26H175ZM190 27H191V26H190ZM193 27H194V26H193ZM196 27H197V25H196ZM219 27H220V25H219ZM240 27H241V26H240ZM246 27H247V26H246ZM250 27H252V26H250ZM21 28H22V27H21ZM30 28H31V27H30ZM104 28H105V27H104ZM104 28L102 27V29H104ZM110 28H112V27H110ZM140 28L143 29V27H141V25H140L139 29H140ZM164 28H165V27H164ZM183 28H184V27H183ZM238 28H239V27H238ZM243 28H244V27H243ZM66 29H67V28H66ZM77 29H78V27H77ZM112 29H113V28H112ZM114 29H115V28H114ZM132 29H133V28H132ZM139 29H138V30H139ZM151 29H152V28H150V30H151ZM170 29H171V28H170ZM179 29H180V28H178V29H176V30H179ZM188 29H189V28H188ZM214 29H215V28H214ZM241 29H242V28H241ZM244 29H245V28H244ZM246 29H247V28H246ZM80 30H81V29H80ZM87 30H88V29H87ZM90 30H91V29H90ZM93 30H94V29H93ZM96 30H97V29H96ZM108 30H110V29H108ZM126 30H127V31H126ZM144 30H145V29H144ZM176 30H175V31H176ZM181 30H182V29H181ZM194 30H195V28H194ZM247 30H248V29H247ZM251 30H253V29H251ZM251 30H249V31H251ZM69 31H70V29H69ZM69 31L67 32L68 34H70ZM100 31H101V30H100ZM103 31H104V30H103ZM106 31H107V30H106ZM110 31H111V30H110ZM112 31H113V30H112ZM112 31H111V32H112ZM118 31H119V30H118ZM124 31H125V33H124ZM142 31H143V30H142ZM142 31H140V33H141ZM146 31H147V30H146ZM153 31H154V30H153ZM153 31H152V32H153ZM160 31H162V30L160 29ZM166 31H167V30H166ZM187 31H188V30H187ZM207 31H209V30H207ZM217 31H218V30H217ZM221 31H223V30H221ZM239 31H241V30H239ZM249 31H248V32H249ZM55 32H56V31H55ZM74 32H75V30H74ZM74 32L72 31V34H73ZM87 32H88V31H87ZM90 32H91V31H90ZM93 32H94V31H93ZM95 32H96V31H95ZM95 32H94V33H95ZM104 32H105V31H104ZM114 32H115V30H114ZM144 32H145V31H144ZM144 32H143V33H144ZM224 32H225V31H224ZM226 32L229 34L228 31H226ZM226 32H225V33H226ZM241 32H243V31H241ZM241 32H240V33H241ZM248 32H247V33H248ZM41 33H42V32H41ZM53 33H54V32H53ZM94 33H93V34H94ZM97 33H100L99 30H98ZM112 33H113V32H112ZM116 33H117V32H116ZM148 33H149V32H148ZM153 33H154V32H153ZM165 33H166V32H165ZM208 33H209V32H208ZM213 33H214V31H213ZM219 33H220V32H219ZM245 33H246V30H245ZM247 33H246V34H247ZM261 33H262V32H261ZM42 34H43V33H42ZM46 34H48V33H46ZM93 34H92V36H93ZM109 34H111V33L109 32ZM149 34H150V33H149ZM168 34H169V33H168ZM214 34H215V33H214ZM228 34H227V35H228ZM230 34H231V33H230ZM230 34H229V35H230ZM254 34H255V33H254ZM59 35H60V34H58V37H59ZM95 35H97V34H95ZM103 35L105 36L106 34H103ZM185 35H186V33H185ZM190 35H191V34H189L188 36L190 37ZM207 35H208V34H207ZM216 35H217V33H216ZM224 35H225V34H224ZM229 35H228V36H229ZM244 35H245V34H244ZM248 35H249V33H248ZM248 35H247V36H248ZM261 35H262V34H261ZM56 36H57V35H56ZM67 36H68V35H67ZM69 36H70V35H69ZM71 36H72V35H71ZM99 36H100V35H99ZM101 36H102V34H101ZM110 36H111V38H112V34H111ZM119 36H120V34H119ZM209 36H210V34H209ZM211 36H212V35H211ZM218 36H219V34H218ZM218 36H217V37H218ZM254 36H256V35H254ZM258 36H259V35H258ZM37 37H38V36H37ZM79 37H82V33H80V32H79V33H76L75 35L72 36V38H74L73 41H74V40H75V41L78 40ZM107 37H108V39H110L109 36H107ZM161 37H162V35H161ZM167 37H169V36H167ZM189 37H188V38H189ZM199 37H200V36H199ZM222 37H223V36H222ZM226 37H227V36H226ZM256 37H257V36H256ZM261 37H263V36H261ZM51 38H52V37H51ZM54 38H55V36H54ZM60 38H62V37H60ZM60 38H59V39H60ZM69 38H70V37H69ZM87 38H88V37H87ZM93 38H94V37H93ZM99 38H100V37H99ZM114 38H115V36H114ZM164 38H165V37H164ZM185 38H186V36H185ZM211 38H212V37H211ZM213 38L215 39V37H213ZM213 38H212V40H214ZM259 38H260V37H259ZM44 39H45V38H44ZM67 39H68V38H67ZM96 39H97V38H96ZM189 39H190V38H189ZM196 39H197V38H196ZM196 39H195V40H196ZM224 39H225V38H224ZM231 39H232V37H231ZM246 39H247V38H246ZM246 39H245V41H247ZM248 39H249V37H248ZM257 39H258V38H257ZM260 39H262V38H260ZM263 39H264V38H263ZM31 40H32V39H31ZM52 40H54V39L52 38ZM63 40H64V39H63ZM63 40H61L62 43H63ZM69 40H70V39H69ZM69 40H66V41H68V43H69ZM82 40H83V39H82ZM88 40H89V39H88ZM93 40H94V39H93ZM93 40H90V41H93ZM110 40H111V39H110ZM200 40H201V38H200ZM209 40H210V39H209ZM212 40H211V41H212ZM215 40H217V39H215ZM220 40H221V39H220ZM234 40H235V39H234ZM253 40H254V39H253ZM70 41H71V40H70ZM96 41H97V40H96ZM98 41H99V40H98ZM98 41H97V44H98ZM102 41L105 42L106 40L104 41V38H103ZM108 41H109V40H108ZM111 41H113V40H111ZM118 41H119V40H118ZM118 41H117V43H118ZM120 41H121V39H120ZM153 41H154V40H153ZM160 41H161V40H160ZM162 41H163V40H162ZM184 41H185V40H184ZM189 41H190V40H189ZM198 41H199V40H198ZM203 41H205V39H204ZM221 41H222V40H221ZM221 41H220V42H221ZM224 41H225V40H224ZM230 41H231V40H230ZM251 41H252V40H251ZM257 41H259V40H256L255 42H257ZM30 42H31V41H30ZM49 42H51V41H49ZM88 42H89V41H88ZM100 42H101V40H100ZM103 42H102V43H103ZM114 42H116V41H114ZM128 42H129V41H128ZM185 42H186V41H185ZM201 42H202V41H201ZM201 42H200V43H201ZM207 42H208V41H206V43H207ZM217 42H218V40L216 41V43H217ZM220 42H219V43H220ZM226 42H227V41H226ZM241 42H243V41H241ZM253 42H254V41H253ZM260 42H261V41H260ZM260 42H257V43L260 44ZM51 43H52V42H51ZM54 43H55V42H54ZM64 43H67V42H64ZM68 43H67V44H68ZM112 43H113V42H112ZM119 43H120V42H119ZM122 43H123V45H124V42H121V45H120V46H122ZM129 43H130V42H129ZM142 43H143V42H142ZM151 43H152V42H151ZM159 43L161 44V42H159ZM159 43H158V44H159ZM162 43H163V42H162ZM180 43H183V42H180ZM186 43H187V42H186ZM193 43H195V42H193ZM245 43H246V42H245ZM257 43H255V45H256ZM263 43H264V42H261V44H263ZM58 44H60V43L58 42ZM67 44H66V45H67ZM72 44H74V43H72ZM93 44H94V41H93ZM93 44H91V45H93ZM100 44H101V43H100ZM100 44H99V45H100ZM154 44H155V43H154ZM154 44H153V45H154ZM172 44H173V43H172ZM204 44H205V43H204ZM204 44H202V46H203ZM208 44H209V43H208ZM213 44H214V43H213ZM217 44H218V43H217ZM220 44H221V43H220ZM227 44H228V43H227ZM229 44H230V43H229ZM231 44H233V42H232ZM231 44H230V45H231ZM243 44H244V43H243ZM248 44H250V42H249ZM44 45H46V44H44ZM48 45H49V44H48ZM51 45H53V44H51ZM51 45H49V46H50V47H49L50 49L53 48V47H51ZM56 45H57V37H56ZM62 45H63V44H62ZM69 45H70V44H69ZM77 45L79 46L80 44H77ZM105 45H106V44H105ZM125 45H127V44L125 43ZM145 45L147 46V44H145ZM193 45H196V44H193ZM209 45H211V44H209ZM221 45H226V44H223V43H222ZM234 45H236V44H234ZM252 45H254V44H252ZM252 45H251V46H252ZM72 46H73V45H72ZM72 46H69V47H70V48H73ZM78 46H77V47H78ZM84 46H85V45H84ZM88 46H90V45H88ZM102 46H103V45H102ZM111 46H112V45H111ZM129 46H130V45H129ZM129 46H128V47H129ZM156 46H157V44H156ZM177 46H178V45H177ZM186 46H187V45H186ZM200 46H201V45H199L198 47H200ZM217 46H219V49H220V45H217ZM217 46H216V47H217ZM226 46H227V45H226ZM226 46H225V47H226ZM245 46H246V45H245ZM258 46H259V45H258ZM24 47H25V46H23V49H24ZM31 47H32V44H31ZM41 47H42V46H41ZM41 47H40V48H41ZM66 47H67V46H66ZM91 47H93V46H91ZM100 47H101V46H100ZM183 47H184V46H183ZM183 47H182V48H183ZM203 47H206V46L204 45ZM203 47H202V48H203ZM211 47H212V45H211ZM211 47H209V48H211ZM214 47H215V46H213V48H214ZM240 47H242V46H240ZM249 47H250V45H249ZM261 47H262V46H261ZM26 48H27V47H26ZM26 48H25V49H26ZM28 48H29V46H28ZM49 48H48V49H49ZM56 48H59V47H56ZM63 48H64V46H63ZM75 48H76V47H75ZM75 48H74V49H75ZM81 48H83V47H81ZM96 48H97V47H96ZM103 48H104V46H103ZM105 48H106V47H105ZM111 48H112V47H111ZM114 48H115V47H114ZM116 48H117V46H116ZM118 48H119V47H118ZM123 48H124V46H123ZM123 48H122V49H123ZM126 48H127V47H126ZM130 48H131V47H130ZM145 48H146V47H145ZM174 48H176V47H174ZM178 48H179V47H178ZM178 48H177L176 50H178ZM180 48H181V47H180ZM186 48H187V47H185V49H186ZM189 48H190V46H189ZM192 48H194V46H193ZM209 48H208V49H209ZM246 48H247V47H246ZM258 48H259V47H258ZM262 48H263V47H262ZM21 49H22V47H21ZM23 49H22V50H23ZM43 49H44V48H43ZM45 49H46V47H45ZM48 49H46V50H48ZM67 49H68V48H67ZM74 49H73V50H74ZM83 49H84V48H83ZM88 49H89V47H88ZM98 49H99V48H98ZM98 49H97V50H98ZM100 49H101V48H100ZM119 49H120V48H119ZM128 49H129V48H128ZM161 49H162V51H163V47H161ZM168 49H169V48H168ZM172 49H173V47H172ZM190 49H191V48H190ZM196 49H197V48H196ZM198 49H199V48H198ZM200 49H201V48H200ZM206 49H207V48H206ZM208 49H207V50H208ZM222 49H223V47H222ZM254 49H257V48H253V47H252V50H254ZM260 49H261V48H260ZM46 50H45V51H46ZM73 50H72L71 52H73ZM80 50H81V49H80ZM80 50H79V52H80ZM86 50H87V49H86ZM102 50H103V49H102ZM111 50H112V49H111ZM111 50H110V51H111ZM113 50L115 51V49H113ZM151 50H152V49H151ZM164 50H165V49H164ZM166 50H167V49H166ZM179 50H181V49H179ZM203 50H204V49H203ZM227 50H228V49H227ZM233 50H234V48H233ZM236 50H238V47L236 48ZM242 50L244 51V49H242ZM242 50H241V51H242ZM258 50H259V49H258ZM263 50H264V49H263ZM263 50L261 49V55H262V51H263ZM60 51H62V49H60ZM63 51H64V49H63ZM65 51H66V50H65ZM91 51H92V50H91ZM91 51H89V52H91ZM98 51H99V50H98ZM110 51H108V50H107V51H100V52L102 53V58H103L104 63L106 64L105 66H106V69H107L106 71H105V70H102V72L104 71L103 73L107 72L108 70H109V71H115V70H116V67H117V66H116L117 61L115 60V58H116L115 55H116V54L114 55V54L111 53ZM119 51H120V50H119ZM124 51H125V49H124ZM149 51H150V50H149ZM200 51H201V50H200ZM200 51H199V52H200ZM204 51H205V50H204ZM204 51H203V52H204ZM211 51H212V50H211ZM225 51H226V50H225ZM246 51L248 52V50H246ZM246 51H245V54H243L244 52L242 53L243 55H245V57H246ZM22 52H23V51H22ZM22 52H21V54H22L21 57H19V58L17 57V60H16L17 62H16V63H15V59H14V63H15L16 65H18V66H16V67L22 66V69H25V70H24V71H25L24 74H25L26 78L24 77V79H23V81H22L23 85L21 84V86L26 87V88H22L21 90L25 89V91H26V89H27L28 92H31V93H32V94H31V93H30V94H27V95H28V98H26V100H28V101H27V105L24 106V110H26L27 108H25V107L28 106L29 108L27 109V111L29 110V111H30L29 113H32V115H34L33 117H35L36 114H37L38 117H39V119H40L41 117H43V118L45 117V120H46V117H47L48 119H50L49 121H53V122H54V117H55V113H54V112H55V109H56V110H59L60 107H62V106L64 107V105H66L67 103H68V105H69V103H70L69 108H70L71 106H73L74 108H73V107H72V108H73L74 110H78L77 112H79L80 110L83 111V110L85 109V108H83L84 106H82V105L85 104L87 101H86L85 103H83L82 101H83V98L86 97V95H87V96L90 95V93H89V91H90L89 87H91V86L88 85V86H89V87H88L86 81H85L83 78H77L76 76L74 77V74H71V76L73 75V77L76 78V79L73 78V80H68V82H67V81H63V79H62V83H63L62 85L55 84V83L52 81L55 77H54L52 80L49 79V77H50V78L53 77V76H52V73H55L54 70L56 69V66L53 64V61H52V59H53V58H52V55H54V54H53V53H54L53 50L51 51L52 54L50 53L51 56H50V54H48V52L43 53V50L40 51V52H42L41 54L38 53V54H39L38 56H33L32 52H31L30 50H26V51H24L23 53H22ZM55 52H56V51H55ZM58 52H59V51H58ZM68 52H69V51H68ZM68 52H67V53H68ZM79 52H78L77 54H79ZM84 52H85V49H84ZM93 52H94V49H93ZM100 52H98V53H100ZM116 52H117V51H115V53H116ZM135 52H136V51H135ZM155 52H156V51H155ZM155 52H154V53H155ZM209 52H210V51H209ZM209 52H208V53H209ZM215 52H217V51H215ZM215 52H214V53H215ZM218 52H220V51H218ZM231 52H232V51H231ZM233 52H234V51H233ZM252 52H253V51H252ZM252 52H251V53H252ZM17 53H19V51H18ZM60 53H61V52H59V54H60ZM81 53H83V52L81 51L80 54H81ZM122 53H123V51H122ZM127 53H128V52H127ZM131 53H133V55H134V52H131ZM138 53H139V52H138ZM138 53H135V54L138 55ZM140 53H141V52H140ZM140 53H139V54H140ZM142 53H143V52H142ZM146 53H147V52H146ZM157 53H159V52L157 51ZM186 53H187V52H186ZM200 53L202 54V52H200ZM206 53H207V52H206ZM256 53L260 55V52L258 53V52L256 51ZM256 53H255V54H256ZM19 54H20V53H19ZM62 54H63V52H62ZM62 54H61V55H62ZM68 54H69V53H68ZM80 54H79V55H80ZM87 54H88V53H87ZM117 54H119V52H118ZM151 54H152V51H151ZM151 54H150V56H151ZM183 54H184V52H182V50H181V52H174V50H171L168 54H164V53H162L161 55H160V53H159V55H160L159 57H160V59H161V62H157L158 65H159V66H157V67H161V68H162V71L166 72L170 78L173 77V79H174V78H175V79L180 78V76H183V74H184L185 76L188 77V76H190V74H191V68H192V65H193V67H194V66H195L194 63H195V62L197 63V61H196V60H193V61L187 62V61H186V58H185V55L183 56ZM194 54H196V53L194 52ZM221 54H222V53H221ZM230 54H231V53H230ZM239 54H240V53H239ZM247 54H248V53H247ZM255 54H254V56H255ZM14 55H15V54H14ZM57 55H58V54H57ZM69 55H71V54H69ZM72 55H75V54H72ZM84 55H86V54L84 53ZM96 55H97V54H96ZM100 55H101V54H100ZM119 55H120V54H119ZM121 55H123V54H121ZM128 55H129V54H128ZM133 55H132V57H134ZM143 55H144V54H143ZM143 55H142V56H143ZM157 55H158V54H157ZM207 55H208V54H207ZM210 55H211V54H210ZM243 55H242V56H243ZM249 55H251V54L249 53ZM249 55H247V56H249ZM58 56L60 57V55H58ZM66 56H68V55H66ZM89 56H90V55H88V57H89ZM116 56H117V55H116ZM130 56H131V54H130ZM135 56H136V55H135ZM144 56H145V55H144ZM216 56H217V54H216ZM216 56H215V57H216ZM220 56H221V55H220ZM233 56H234V58L236 59V57H235L234 54H233ZM238 56H240V55H238ZM263 56H264V55H263ZM9 57H12V56L10 55ZM9 57H8V58H9ZM50 57H51L52 59H51ZM55 57H56V56H55ZM63 57H64V56H63ZM70 57H71V56H70ZM73 57H74V56H72L71 58H73ZM81 57H83V55H82ZM88 57H87V56H86V57L84 56V58H87L86 61H88ZM91 57H93V56H90V60H91V59L93 60V58L95 57V55H94L93 58H91ZM118 57H119V56H118ZM122 57H123V56H122ZM125 57L127 58V55L124 56V58H125ZM132 57H131V58H132ZM137 57H138V56H137ZM147 57H148V56H147ZM204 57H206V56H204ZM207 57H209V56H207ZM221 57H222V56H221ZM221 57H220V58H221ZM240 57H241V56H240ZM245 57H244V59H245ZM6 58H7V57H6ZM12 58H14V57H12ZM57 58H58V57H57ZM57 58H56V59H57ZM77 58H79V56H77ZM152 58H155V56H154V57L152 56ZM156 58H157V57H156ZM232 58H233V57H232ZM242 58H243V57H242ZM262 58H263V60H264V57H262ZM73 59H74V58H73ZM82 59H83V58H82ZM97 59H98V58H96V61H97ZM119 59H121V57H120ZM146 59H147V58H146ZM146 59H144V60H146ZM148 59H150V57H149ZM237 59H238V58H237ZM249 59H252V58H248V60H249ZM255 59H256V58H255ZM255 59H254L253 61H255ZM257 59H258V57H257ZM260 59H261V58H260ZM63 60H64V59H63ZM69 60H70V59H69ZM83 60H84V59H83ZM128 60H130V59H128ZM132 60H133V59H132ZM132 60H131V61H132ZM136 60H137V59H136ZM208 60H210V59H208ZM211 60H212V58H211ZM225 60H226V59H225ZM227 60H228V59H227ZM230 60H231V57H230ZM9 61H11V60H9ZM12 61H13V60H12ZM57 61H58V60H56L55 62H57ZM59 61H60V60H59ZM64 61H65V60H64ZM131 61H130V62H131ZM133 61H134V60H133ZM213 61H214V59L212 60V62H213ZM215 61H216V58H215ZM218 61H219V60H218ZM232 61H233V60H232ZM238 61L241 62V60H238ZM238 61H237V62H238ZM249 61H250V60H249ZM251 61H252V60H251ZM258 61H259V60H258ZM261 61H262V59H261ZM55 62H54V63H55ZM61 62H62V61H61ZM68 62L70 63V61H67V63H68ZM91 62H92V61H91ZM93 62H94V65H95V66L93 65L94 69H97V67H96L97 63H95L94 60H93ZM97 62H98V61H97ZM101 62H102V60H101ZM115 62H116V64H115ZM125 62H126V60H125ZM142 62H143V61H142ZM204 62H206V61H204ZM233 62H234V61H233ZM244 62L247 63L246 60H245ZM67 63H64V64H67ZM72 63H73V62H72ZM77 63L79 64V62L76 61V64H75V65H77ZM89 63H90V62H89ZM104 63H103V64H104ZM127 63H128V61H127ZM149 63H150V62H149ZM196 63H195V64H196ZM248 63H249V62H248ZM254 63H258L257 60H256V62H254ZM254 63H251V64H254ZM12 64H13V63H12ZM15 64H14V65H15ZM85 64H87V63L85 62ZM91 64H92V63H91ZM103 64H102V65H103ZM144 64H145V63H144ZM150 64H151V63H150ZM150 64H149V65H150ZM210 64H211V63H210ZM228 64H229V63H228ZM236 64H237V63H236ZM243 64H244V63H243ZM243 64H242V66H243ZM251 64H250V65H251ZM258 64H259V63H258ZM3 65H4V64H3ZM7 65L9 66V65H10V62H9ZM56 65H57V63H56ZM68 65H69V64H68ZM73 65H74V64H73ZM75 65H74V66H75ZM83 65H84V64H83ZM83 65H82V66H83ZM99 65H100V63H99ZM102 65H101V66H102ZM145 65H146V64H145ZM206 65H207V64H206ZM230 65H231V63H230ZM233 65H234V64H233ZM238 65H239V64H238ZM256 65H257V64H256ZM256 65H255V66H256ZM260 65H261V63H260ZM260 65H259V66H260ZM10 66L13 68V65H10ZM10 66H9V67H10ZM59 66H60V65H59ZM61 66H62V65H61ZM65 66H66V65H65ZM86 66H87V65H86ZM126 66H127V65H126ZM203 66H204V65H203ZM208 66H209V64H208ZM217 66H218V65H217ZM225 66H226V65H225ZM76 67H77V66H76ZM83 67H85V65H84ZM95 67H96V68H95ZM98 67H99V66H98ZM102 67H103V66H102ZM142 67H145V66H142ZM148 67H149V66H148ZM204 67H205V66H204ZM204 67L201 66V69H200L201 72H202L203 70H206V68H208V67L206 66V68L204 69ZM209 67H210V66H209ZM223 67H224V66H223ZM227 67H228V65H227ZM247 67H248V66H247ZM5 68H6V67H5ZM77 68H78V67H77ZM104 68H105V67H104ZM129 68H130V67H129ZM134 68H135V67H134ZM134 68L132 67V70H133ZM138 68H139V67H138ZM151 68H152V67L149 68L150 71L153 70V69H151ZM197 68H198V67H197ZM225 68H226V67H225ZM240 68H241V67H240ZM253 68H254V67H253ZM256 68H257V67H256ZM0 69H1V68H0ZM65 69H66V67H65ZM69 69H70V67H69ZM71 69H73V67H72ZM78 69H79V68H78ZM99 69H100V67H99ZM145 69H146V68H145ZM145 69H144V70H145ZM194 69H195V67H194ZM210 69H211V67H210ZM234 69L236 70V68H234ZM259 69H260V70L262 69V71H263V67H262V68L260 67ZM3 70H4V69H3ZM9 70H10V68H9ZM57 70H58V69H57ZM74 70H76V69H73V71H74ZM80 70H81V69H80ZM88 70H89V69H88ZM88 70L86 69V70H84V71H88ZM90 70H92V67H91ZM90 70H89V72H90ZM121 70H122V69H121ZM123 70H124V69H123ZM132 70H131V71H132ZM134 70H135V69H134ZM141 70H142V69H141ZM159 70H160V69H159ZM197 70H198V69H197ZM220 70H221V69H220ZM238 70H239V69H238ZM245 70H246V69H245ZM247 70H250V66H249V69H247ZM247 70H246V71H247ZM254 70H255V69H254ZM14 71H15V70H14ZM67 71H68V70H66V72H67ZM93 71H94V70H93ZM97 71H98V70H97ZM109 71H108V72H109ZM116 71H118V70H116ZM124 71H126V70H124ZM128 71H130V70H128ZM192 71H193V70H192ZM215 71H216V70H215ZM232 71H233V68H232ZM232 71H231V73H232ZM250 71L252 72V67H251V70H250ZM255 71H257V70H255ZM262 71H261V73H262ZM1 72H2V71H1ZM11 72L14 73L13 70H11ZM11 72H10V73H11ZM19 72H20V71H19ZM21 72H22V71H21ZM66 72H65V73H66ZM99 72H100V74L102 73L100 70H99ZM118 72H119V71H118ZM137 72H138V71H137ZM141 72H142V71H141ZM141 72H140V75H141ZM209 72H210V74H211L212 70H210ZM221 72H222V70H221ZM242 72H244V70H243ZM247 72H248V71H247ZM257 72H259V70H258ZM22 73H23V72H22ZM57 73H58V72H57ZM67 73H68V72H67ZM74 73H75V71H74ZM77 73H79V71H78V72L76 71V74H77ZM84 73H86V72H84ZM122 73L125 74L124 72H121V74H122ZM132 73H134V72H132ZM132 73H130V74H131V75H134V74H132ZM195 73H196V72H195ZM203 73H205V71H204ZM215 73H216V72H215ZM229 73H230V72H229ZM235 73H236V72H235ZM245 73H246V72H245ZM248 73H249V72H248ZM14 74H15V73H14ZM24 74H23V76H24ZM76 74H75V75H76ZM80 74H81V73H80ZM80 74H78V75L80 76ZM82 74H83V72H82ZM88 74H89V73H88ZM88 74H87V75H88ZM91 74H92V73H90L89 75H91ZM95 74H96L95 76H97V73H96V72H95ZM114 74H116V73H114ZM127 74H128V73H127ZM135 74H136V71H135ZM145 74H146V72H145ZM164 74H165V73H164ZM207 74H208V72H207ZM212 74H213V73H212ZM217 74H218V73H217ZM233 74H234V73H233ZM238 74H239V73H238ZM249 74H250V73H249ZM252 74H253V73H251L250 75H252ZM263 74H264V72H263ZM1 75H2V73H1ZM49 75H51V76H49ZM65 75H66V74H65ZM68 75H70V74L68 73ZM83 75H84V74H83ZM108 75H110V74L107 73V76H108ZM142 75H144V74L142 73ZM155 75H156V74H155ZM159 75H160V74H159ZM198 75H199V74H198ZM200 75H201V74H200ZM203 75H204V74H203ZM203 75H202V76H203ZM219 75H220V74H219ZM228 75H229V74H228ZM243 75L245 76V74H243ZM258 75H259V74H258ZM19 76H20V75H19ZM61 76H62V75H61ZM81 76H82V75H81ZM81 76H80V77H81ZM104 76H106V75L103 74V77H104ZM125 76H126V75H125ZM129 76H130V75H127L126 78L129 77ZM168 76H166V77H168ZM185 76H184V77H185ZM209 76H210V75H209ZM211 76H212V75H211ZM247 76H248V75H247ZM254 76H255V72H254ZM256 76H257V75H256ZM256 76H255V77H256ZM259 76H260V75H259ZM261 76L264 77L263 75H261ZM261 76H260V77H261ZM14 77H15V76H14ZM14 77H13V78H14ZM58 77H60V76H58ZM65 77H66V76H65ZM68 77H69V76H68ZM92 77H93V75L91 76V79H92ZM99 77L101 78V76H99ZM103 77H102V78H103ZM108 77H109V76H108ZM120 77L122 78L123 75L120 76ZM138 77H139V75H138ZM144 77H145V75H144ZM152 77H153V76H152ZM152 77H150V78H152ZM166 77H165V78H166ZM200 77H201V76H200ZM200 77H199V78H200ZM221 77H222V76H221ZM223 77H224V76H223ZM232 77H235V76H232ZM245 77H246V76H245ZM245 77H243V78H245ZM248 77H249V76H248ZM255 77H254V78H255ZM260 77H259V78H260ZM17 78H19V77H17ZM62 78H63V77H62ZM96 78H98V76H97ZM129 78H130V77H129ZM134 78H136V77L134 76ZM207 78H210V77H207ZM213 78H214V77H213ZM238 78H239V76H238ZM240 78H241V76H240ZM246 78H247V77H246ZM250 78H251V80H252V77H250ZM259 78H258V79H259ZM14 79H15V78H14ZM56 79H57V78H56ZM69 79H71V77H70ZM94 79H95V78H94ZM98 79H99V78H98ZM104 79H105V78H104ZM112 79H113V78H112ZM119 79H120V78H119ZM119 79H117V80H119ZM152 79L154 80V78H152ZM201 79H202V78H201ZM205 79H206V77H205ZM211 79H212V78H211ZM215 79H216V77H215ZM235 79H237V78L235 77ZM12 80H13V79H12ZM12 80H10V81H12ZM58 80H59V79H58ZM58 80H56V82H57ZM60 80H61V79H60ZM65 80H67V79L65 78ZM89 80H90V78H89ZM96 80H97V79H96ZM127 80H129V79H127ZM127 80H125V78H124V80L122 79V81H127ZM146 80H147V79H146ZM159 80H160V79H159ZM188 80H189V78H188ZM191 80H192V79H191ZM203 80H204V79H203ZM223 80H224V79H223ZM223 80H222V82H223ZM243 80H245V79H243ZM256 80H257V79H256ZM13 81H14V80H13ZM17 81H18V80H16V83H17ZM130 81H131V80H130ZM139 81H140V80H139ZM143 81H144V80H143ZM150 81H151V80H150ZM150 81H147V82H150ZM163 81H164V80H163ZM168 81H169V80H168ZM172 81H173V80H172ZM182 81H183V80H182ZM194 81H195V80H194ZM205 81H206V80H205ZM211 81H212V80H211ZM213 81H214V80H213ZM220 81H221V80H220ZM234 81H236V80H234ZM238 81H239V80H238ZM241 81H242V80H241ZM247 81H248V78H247ZM257 81H259V80H257ZM263 81H264V79H263ZM20 82H21V81H20ZM20 82H19V83H20ZM52 82H53V83H52ZM58 82H59V81H58ZM60 82H61V81H60ZM98 82H99V81H98ZM98 82H97V83H98ZM116 82H117V81H116ZM127 82H128V81H127ZM151 82H152V81H151ZM155 82H156V81H155ZM185 82H186V81H185ZM190 82H191V81H190ZM192 82H193V81H192ZM195 82H196V81H195ZM202 82H203V81H202ZM206 82H207V81H206ZM209 82H210V81H209ZM209 82H208L207 84H209ZM222 82H221V83H222ZM224 82H225V81H224ZM236 82H237V81H236ZM236 82H235V83H236ZM253 82H256V81L253 80ZM259 82L261 83V80H260ZM259 82H258V83H259ZM9 83H10V82H9ZM11 83H12V82H11ZM11 83H10V84H11ZM13 83H14V82H13ZM19 83H18V84H19ZM97 83L94 84L95 89H97V87H96V84H97ZM113 83L116 84L115 82H113ZM113 83H112V84H113ZM117 83H118V82H117ZM120 83H121V81H119L118 84H120ZM170 83H171V82H170ZM178 83H180V82H178ZM181 83H182V82H181ZM183 83H184V82H183ZM218 83H219V82H218ZM218 83H217V84H218ZM239 83H242V82H239ZM248 83H249V82H248ZM256 83H257V82H256ZM256 83H255V84H256ZM18 84H17V86H18ZM112 84H111V85H112ZM122 84H123V83H122ZM166 84H168V83H166ZM175 84H176V83H175ZM187 84H190V83L187 81ZM187 84H186V85H187ZM191 84H192V83H191ZM193 84H196V83H193ZM200 84H201V83H200ZM200 84H196V87H197V85H200ZM204 84H206V83H204ZM246 84H247V83H246ZM263 84H264V82H263L262 84H260V87H261V89L264 91V89H263L262 86H261V85H263ZM90 85H91V82H90ZM100 85H102V84H100ZM100 85H99L98 88H101ZM124 85H125V83H124ZM128 85H129V84H128ZM163 85H165V84H163ZM168 85H169V84H168ZM181 85H184V84H181ZM181 85H180V86H181ZM201 85H203V84H201ZM227 85H228V83H227ZM227 85H226V87H227ZM252 85L254 86V83H253ZM252 85L249 86V87H250V90H251V88H253ZM256 85H257V84H256ZM3 86H4V85H3ZM17 86H15V87H17ZM21 86H20V87H21ZM74 86H75V87H74ZM113 86H114V85H112V87H113ZM120 86H121V85H120ZM140 86H141V85H140ZM174 86H175V85H174ZM174 86H173V87H174ZM191 86H192V85H191ZM205 86H206V87H205ZM205 86H204V87L207 88V90H208V92H209V89H208L207 85H205ZM208 86H209V85H208ZM223 86H224V85H223ZM263 86H264V85H263ZM72 87L76 88L77 90H76V89H73ZM122 87H126V86H122ZM122 87H121V90H122ZM128 87H129V86H128ZM138 87H139V86H138ZM141 87H142V86H141ZM168 87H170V86H168ZM183 87L185 88V86H183ZM186 87H188V85H187ZM193 87H194V85H193ZM193 87H192V88H193ZM196 87H195V88H196ZM198 87H200V89H202L201 86H198ZM218 87H219V84H218ZM228 87H229V86H228ZM246 87H248V86H245V88H246ZM7 88H8V84H7ZM7 88H6V89H7ZM113 88H114V87H113ZM113 88H112V89H113ZM175 88L177 89L176 86H175ZM195 88H194V89H195ZM214 88H215V87H214ZM214 88H213V90H214ZM216 88H217V87H216ZM219 88H220V87H219ZM241 88H242V87H241ZM256 88H257V87H256ZM95 89H94V91H95ZM114 89H115V88H114ZM117 89H118V88H117ZM117 89H116V90H117ZM126 89H127V88H126ZM126 89H123V90H126ZM143 89L145 90L146 94H149V95L152 94V90H151V86H150V84H146L145 88H143ZM171 89H172V88H171ZM181 89H182V88H181ZM189 89H190V88H188V92H189ZM203 89H204V88H203ZM211 89H212V86H211V88H210V91H211ZM226 89H228V88H226ZM247 89H248V88H247ZM254 89H255V88H254ZM254 89H253V90H254ZM257 89L259 90V88H257ZM261 89H260V90H261ZM92 90H93V89H92ZM97 90H98V89H97ZM99 90H100V89H99ZM107 90H108V89H107ZM135 90H136V89H135ZM144 90H143V92H144ZM158 90H159V89H158ZM158 90H157V91H158ZM160 90H162V89H160ZM172 90H173V89H172ZM178 90H179V89H178ZM204 90H205V89H204ZM217 90H218V89H217ZM229 90H230V89H228V92H229ZM1 91H4V90H1ZM5 91H6V90H5ZM25 91H24V92H25ZM94 91H93V92H94ZM126 91H127V90H126ZM126 91H125V92H126ZM137 91H138V90H137ZM182 91H183V90H182ZM191 91H193V90H191ZM201 91H202V90H201ZM205 91H206V90H205ZM230 91H231V90H230ZM247 91H248V90H247ZM256 91H257V90H256ZM90 92H92V91H90ZM93 92H92V94H91L92 96L94 95ZM96 92H97V91H96ZM96 92H95V93H96ZM102 92H103V91H102ZM109 92H111V91H109ZM125 92H124V91H121V92L116 93V94H117V95H116V99L114 98L115 100L113 101V103H114L116 100L119 102V99L122 100V101H125L126 99H128V97L126 96ZM139 92H141V91H139ZM145 92L143 93V95L145 94ZM159 92H160V91H159ZM188 92H187V93H188ZM216 92H217V91H216ZM216 92L213 91V94L216 93ZM223 92H224V91H223ZM233 92H234V91H233ZM253 92H255V91H253ZM88 93H89V94H88ZM99 93H100V92H99ZM107 93H108V92H107ZM107 93H106V94H107ZM135 93H136V92H135ZM135 93H134V94H135ZM141 93H142V92H141ZM201 93H202V92H201ZM205 93H206V92H205ZM219 93H220V92H219ZM225 93H227V90H226ZM246 93H247V92H246ZM249 93H250V92H249ZM256 93H258V92H256ZM256 93H255V95L257 96ZM103 94H105V92H104ZM103 94H101V95H103ZM108 94H109V93H108ZM197 94H198V93H197ZM199 94H200V92H199ZM199 94H198V95H199ZM206 94H207V93H206ZM217 94H218V93H217ZM230 94H231V93H230ZM250 94H251V93H250ZM252 94H253V93H252ZM258 94H259V93H258ZM261 94H262V91H261ZM7 95H8V94H7ZM9 95H10V94H9ZM109 95H110V94H109ZM111 95H113V94L111 93ZM111 95H110V99H111V97H112ZM180 95H181V94H180ZM182 95H184V93H183ZM202 95H204V94H202ZM215 95H216V94H215ZM222 95H223V93H222ZM231 95H232V94H231ZM248 95H249V94H248ZM262 95H263V94H262ZM24 96H26V95H24ZM95 96H97L98 99H99V96H98V95L95 94ZM107 96H108V95H107ZM114 96H115V95H114ZM131 96H133V95H131ZM134 96H137V95H134ZM138 96H139V94H138ZM188 96H189V95H188ZM191 96H192V95H191ZM205 96H206V95H205ZM205 96H204V97H205ZM208 96H209V95H208ZM250 96H254V95H250ZM22 97H23V96H22ZM22 97H21V98H22ZM140 97H141V96H140ZM165 97H166V96H165ZM198 97H200V96H198ZM198 97H197V98H198ZM204 97H203V98H204ZM210 97H212V96H210ZM210 97H209V98H210ZM214 97H215V96H214ZM216 97H217V96H216ZM220 97L223 98L224 96H220ZM228 97H229V96H228ZM231 97H233V96H231ZM243 97H244V95H242L241 98H243ZM246 97H247V95H246ZM246 97H245V98H246ZM248 97H249V96H248ZM261 97H262V96H261ZM89 98H90V96H89L87 99L90 100ZM112 98H113V97H112ZM142 98H143V97H142ZM144 98H146V97H144ZM144 98H143V100H144ZM162 98H163V97H162ZM173 98H174V97H173ZM184 98H186V96H185ZM184 98H183V99H184ZM191 98H192V97H191ZM194 98H195V97H194ZM206 98H208V97L206 96ZM235 98H236V97H235ZM235 98H234V99H235ZM237 98H238V97H237ZM241 98H240V99H241ZM250 98L252 99V97H250ZM250 98H249V100H250ZM262 98H264V97H262ZM2 99H4V98H2ZM17 99H18V98H17ZM24 99H25V98H24ZM95 99H96V98H95ZM102 99H103V101H105L104 99H107V98H102ZM131 99H132V98H131ZM200 99H201V98H200ZM214 99H215V98H214ZM214 99H212V102H213ZM218 99H219V98H218ZM238 99H239V98H238ZM5 100H6V99H5ZM22 100H23V99H22ZM22 100H21V101H22ZM85 100H86V99H85ZM85 100H84V101H85ZM91 100H92V99H91ZM93 100H94V99H93ZM153 100H154V99H153ZM163 100H164V98H163ZM176 100H177V97H176ZM179 100H181V99L179 98ZM185 100H186V99H185ZM189 100H191V99H188V101H189ZM196 100H197V99H196ZM198 100H199V98H198ZM198 100H197V101H198ZM204 100H205V99H203L202 102H203ZM227 100H228V99H227ZM227 100H226V101H227ZM230 100H231V99H230ZM249 100H247L246 102H248ZM256 100H258V99L256 98ZM260 100H261V99H260ZM260 100H259V101H260ZM0 101H2V100H0ZM94 101H95V100H94ZM97 101H98V100H97ZM126 101H127V100H126ZM126 101H125V102H126ZM131 101H132V100H131ZM141 101H142V99H141ZM186 101H187V100H186ZM194 101H195V100H194ZM194 101H193V102H194ZM199 101H200V100H199ZM208 101H209V99H208ZM216 101H217V100H216ZM236 101H237V100H236ZM250 101H252V100H250ZM2 102H3V101H2ZM7 102H8V101H7ZM23 102H24V101H23ZM90 102H91V101H90ZM92 102H93V101H92ZM138 102H139V101H138ZM138 102H137L136 104H138ZM142 102H143V101H142ZM156 102H157V101H156ZM158 102H159V101H158ZM178 102H179V101H178ZM181 102H182V101H181ZM189 102L191 103V101H189ZM193 102H192V103H193ZM195 102H196V101H195ZM210 102H211V101H209L208 103H210ZM219 102H220V101H219ZM222 102H224V101H222ZM228 102H229V101H228ZM232 102H233V100H232ZM237 102H239V101H237ZM240 102H242V101H240ZM255 102H256V101H255ZM255 102H254V103H255ZM3 103H4V102H3ZM3 103H2V104H3ZM14 103H15V102H14ZM19 103H20V102H19ZM95 103H97V105H98V102L95 101ZM102 103H103V102H102ZM108 103H109V102H108ZM108 103H107V104H108ZM113 103H112V104H113ZM120 103H121V102H120ZM128 103H129V102H128ZM132 103H134V102L132 101ZM179 103H180V102H179ZM182 103H183V102H182ZM182 103H181V104H182ZM198 103H199V102H198ZM200 103H201V102H200ZM200 103H199V104H200ZM204 103H205V102H204ZM208 103H205V104H208ZM220 103H221V102H220ZM225 103H226V102H225ZM229 103L231 104V102H229ZM229 103H228V104H229ZM258 103H259V102H258ZM92 104H94V103H92ZM112 104L110 105L111 107H113ZM122 104H124V103L119 104V107H120V105H122ZM136 104H134V105H136ZM140 104H141V102H140ZM176 104H177V103H176ZM176 104H175V105H176ZM184 104H185V103H184ZM201 104H202V103H201ZM217 104H219V103L217 102ZM226 104H227V103H226ZM22 105H23V103L21 104V106H22ZM24 105H25V103H24ZM94 105H96V104H94ZM97 105H96L95 107H97ZM117 105H118V103H117ZM146 105H147V104H146ZM146 105H144L145 107H144V106L142 107L143 110H144V108H147V107H148V106H146ZM149 105H150V104H149ZM178 105H179V104H178ZM185 105H188V103L185 104ZM191 105H192V104H191ZM208 105H209V104H208ZM208 105H207L206 107H209ZM210 105H211V104H210ZM222 105H223V104H222ZM231 105H232V104H231ZM236 105H237V104H236ZM239 105H240V104H239ZM241 105H242V104H241ZM254 105H255V104H254ZM13 106H14V105H13ZM18 106H20V105H18ZM21 106H20V107H21ZM85 106H86V105H85ZM154 106H155V104H154ZM168 106H169V105H168ZM193 106H194V103H193ZM197 106H198V105H197ZM214 106H215V104H214ZM214 106H213V107H214ZM224 106H225V105H224ZM243 106H246V105H243ZM256 106H257V105H256ZM65 107H66V106H65ZM67 107H68V106H67ZM86 107H87V106H86ZM115 107H116V104H115ZM117 107H118V106H117ZM117 107H116V108H117ZM123 107H125V106H123ZM123 107H122V108H123ZM126 107H127V106H126ZM126 107H125V108H126ZM132 107L134 108V106H132ZM178 107H179V106H178ZM189 107H191V106H189ZM199 107H200V106H199ZM199 107H197V108H198L197 111L200 110ZM203 107H204V106H203ZM218 107H219V106H217V108H218ZM220 107H221V106H220ZM227 107H228V106H227ZM234 107H237V106H234ZM247 107H248V106H247ZM249 107H250V106H249ZM258 107H259V106H258ZM261 107H262V105H261ZM263 107H264V106H263ZM6 108H7V107H6ZM72 108H70V110H71ZM90 108H91V105H90ZM97 108H98V107H97ZM97 108H95V109H97ZM104 108H106V107H104ZM107 108H108V107H107ZM127 108H128V107H127ZM133 108H131V109H133ZM135 108H136V107H135ZM176 108H177V107H176ZM179 108H180V107H179ZM191 108H192V107H191ZM191 108H190V109H191ZM195 108H196V107H195ZM201 108H202V107H201ZM204 108H205V107H204ZM211 108H212V107H211ZM221 108L224 109L223 106H222ZM225 108H226V107H225ZM231 108H232V106H231ZM250 108H252V107H250ZM250 108H249V109H250ZM21 109H22V108H21ZM93 109H94V108H93ZM111 109H112V108H111ZM111 109H110V110H111ZM123 109H124V108H123ZM129 109H130V108H129ZM136 109H138V107H137ZM149 109H150V107H149ZM174 109H175V108H174ZM180 109H181V108H180ZM186 109H188V108H186ZM192 109H193V108H192ZM202 109H203V108H202ZM213 109H214V108H213ZM219 109H220V108H218V110H219ZM242 109H243V108H242ZM242 109H241V110H242ZM260 109H261V108H260ZM15 110H16V109H15ZM15 110H14L12 113H14ZM62 110H64V109L61 108L60 111H62ZM68 110H69V109H68ZM85 110H87V109H85ZM85 110H84V111H85ZM98 110H99V109H98ZM100 110H101V109H100ZM110 110H108V111H110ZM115 110H116V109H115ZM121 110H122V109H121ZM203 110H204V109H203ZM207 110H208V109H207ZM220 110H221V109H220ZM224 110H225V109H224ZM233 110H234V109H233ZM239 110H240V108H239L238 110H237V108H236V111H239ZM255 110H256V109H255ZM263 110H264V109H262L261 111H263ZM72 111H73V110H72ZM89 111H90V109H89ZM89 111H87V112H89ZM101 111H102V110H101ZM105 111H106V110H105ZM111 111H114V110H111ZM117 111H118V109H117ZM117 111H116V112H117ZM136 111H137V110H136ZM180 111H181V110H180ZM180 111H179V112H180ZM213 111L215 112L216 109H214ZM226 111H227V110H226ZM228 111H229V114H230V110H228ZM243 111H244V110H243ZM245 111H246V110H245ZM245 111H244V112H245ZM252 111H254V110H252ZM25 112H26V111H25ZM25 112H24V113H25ZM66 112L68 113V111H65L64 113H66ZM73 112L75 113V111H73ZM77 112H76V113H77ZM85 112H86V111H85ZM123 112H124V110H123ZM146 112H147V111H146ZM176 112H178V111H176ZM191 112H192V111H191ZM194 112H196V111H194ZM209 112H210V110H209ZM216 112H217V111H216ZM216 112H215V113H216ZM219 112H222V111H219ZM249 112H251V111H249ZM259 112H260V111H259ZM259 112H257V115H258ZM16 113H17V112H16ZM29 113H26V114H27V117H28ZM95 113H96V112H95ZM97 113H100V111L97 112ZM104 113H105V112H104ZM118 113H119V112H118ZM172 113H173V112H172ZM181 113H182V112H181ZM196 113H197V112H196ZM196 113H195V114H196ZM207 113H208V112H207ZM211 113L213 114V112H211ZM211 113H210V119H211ZM235 113H236V112H235ZM240 113H241V112H240ZM246 113H247V112H246ZM252 113H253V112H252ZM262 113H263V112H262ZM22 114H23V113H22ZM78 114H79V113H78ZM84 114H85V113H84ZM92 114H93V113H92ZM123 114H124V113H123ZM148 114H149V113H148ZM150 114H151V113H150ZM150 114H149V116H150ZM173 114L176 115L175 113H173ZM216 114H218V113H216ZM227 114H228V113H227ZM233 114H234V113H233ZM233 114H232V115H233ZM236 114H238V112H237ZM242 114H243V112H242ZM17 115H18V114H17ZM64 115H66V114H64ZM69 115H71V114H69ZM73 115H74V114H73ZM75 115H76V114H75ZM79 115H80V114H79ZM81 115H82V114H81ZM100 115H102V114H100ZM100 115H99V116H100ZM115 115H116V114H115ZM115 115H114V117H115ZM170 115H172V114H170ZM170 115H169V116H170ZM174 115H172V116H174ZM201 115H202V114H201ZM222 115H223V114H222ZM222 115H221V116H222ZM245 115H246V114H245ZM24 116H25V115H24ZM29 116H30V115H29ZM60 116H61V115H60ZM66 116H67V115H66ZM82 116H83V115H82ZM84 116L87 117L88 115H84ZM121 116H123V115H121ZM121 116H120V117H121ZM149 116H148V117H149ZM162 116H163V114H162ZM218 116H219V114H218ZM227 116H228V115H227ZM239 116H240V115H239ZM246 116H247V115H246ZM11 117H12V116H11ZM22 117H23V116H22ZM25 117H26V116H25ZM61 117H62V116H61ZM75 117H76V116H75ZM88 117H89V116H88ZM156 117H157V116H156ZM180 117H181V116H180ZM186 117L188 118V116H186ZM206 117H207V116H206ZM228 117H229V116H228ZM231 117H232V116H231ZM234 117H235V116H234ZM234 117H233V118H234ZM236 117H238V116H236ZM243 117H244V116H243ZM257 117H260V116H257ZM23 118H24V117H23ZM28 118H29V117H28ZM59 118H60V117H59ZM66 118H67V117H66ZM66 118H65V119H66ZM72 118L74 119V117H72ZM72 118H71L70 120H72ZM90 118H91V117H90ZM151 118H152V117H151ZM167 118H168V117H167ZM187 118H186V119H187ZM191 118H192V117H191ZM213 118H214V117H213ZM238 118H240V117H238ZM244 118H245V117H244ZM250 118H252V117H250ZM254 118H255V117H254ZM261 118H263V117H261ZM11 119H12V118H11ZM14 119H15V118H14ZM32 119H33V118H32ZM35 119H36V118H35ZM62 119H63V118H62ZM76 119H78V117H77ZM82 119H83V118H82ZM124 119H125V118H124ZM140 119H141V116H140ZM143 119H144V118H143ZM143 119H142V120H143ZM152 119H153V118H152ZM157 119H159V118H157ZM170 119L172 120V118H170ZM170 119H169V121H170ZM183 119H184V118H183ZM221 119H222V118H221ZM255 119H256V118H255ZM259 119H260V118H259ZM15 120H16V119H15ZM21 120H22V119H21ZM42 120H43V119H42ZM63 120H64V119H63ZM63 120H62V121H63ZM78 120H79V119H78ZM80 120H81V118H80ZM146 120H148V119H146ZM167 120H168V119H167ZM177 120H178V119H177ZM214 120H215V119H214ZM222 120H224V119H222ZM225 120H226V119H225ZM231 120H233V119H230V121H231ZM236 120H237V119H236ZM242 120H244V119H242ZM246 120H247V119H246ZM246 120H245V121H246ZM251 120H252V119H251ZM25 121H26V120H25ZM37 121H38V119H37ZM49 121H46V123H47V122L49 123ZM83 121H84V120H83ZM97 121H99V120H97ZM97 121H96V122H97ZM106 121H107V120H106ZM120 121H121V120H120ZM122 121H124V120H122ZM125 121H126V120H125ZM148 121H149V120H148ZM148 121H147V122H148ZM183 121H184V120H183ZM183 121H182V122H183ZM187 121H188V119H187ZM206 121H207V120H206ZM206 121H205V123H204V121H203V123L206 124ZM212 121H213V120H212ZM217 121H218V120H217ZM228 121H229V120H228ZM237 121H238V120H237ZM247 121H249V120H247ZM254 121H255V120H254ZM9 122H10V121H9ZM12 122H14V120H12ZM15 122H16V121H15ZM57 122H58V121H57ZM85 122H86V121H85ZM85 122H84V123H85ZM142 122H143V121H142ZM145 122H146V121H145ZM145 122H143V123H144V126H145ZM162 122H164V121H162ZM173 122H174V120H173ZM173 122H172V123H173ZM185 122H186V121H185ZM223 122H225V121H223ZM242 122H243V121H242ZM261 122H262V120H261ZM18 123H19V122H18ZM39 123H40V122H39ZM44 123H45V122H44ZM48 123H47V125H48ZM50 123H51V122H50ZM61 123H62V122H61ZM61 123H60V124H61ZM66 123H67V122H66ZM79 123H80V122H79ZM82 123H83V122H82ZM82 123H81V124H82ZM84 123H83V125H84ZM99 123H100V122H99ZM99 123H97V124L99 125ZM122 123H123V122H122ZM140 123H141V120H140ZM143 123H142V124H143ZM165 123H167V122L165 121ZM189 123H191V121H190ZM192 123H193V122H192ZM192 123H191V126H192ZM215 123H216V122H215ZM217 123H218V122H217ZM227 123H228V122H227ZM230 123H233V122H230ZM240 123H241V122H240ZM263 123H264V122H263ZM11 124H12V123H11ZM36 124H37V122H36ZM42 124H43V123H42ZM52 124H54V123H52ZM55 124H56V123H55ZM64 124H65V123H64ZM69 124H70V123H69ZM71 124H72V123H71ZM75 124H76V123H75ZM86 124H87V123H86ZM105 124H108V123H105ZM137 124H138V123H137ZM158 124H159V123H158ZM174 124H175V123H174ZM182 124H183V123H182ZM200 124H201V123H200ZM208 124H209L210 127H211V124H210V123H208ZM208 124H207V125H208ZM221 124H222V123H221ZM224 124H225V123H224ZM242 124H243V123H242ZM259 124H260V123H259ZM19 125H20V124H19ZM26 125H27V124H26ZM50 125H51V124H50ZM98 125H96V126H98ZM103 125H104V124H103ZM139 125H140V124H139ZM159 125H160V124H159ZM166 125H167V124H166ZM207 125H206V126H207ZM217 125H218V124H216V126H217ZM239 125H240V124H239ZM239 125H238V126H239ZM10 126H11V125H10ZM37 126H38V124H37ZM45 126H46V125H45ZM53 126H54V125H53ZM57 126H58V125H57ZM60 126H62V125H60ZM71 126H72V125H70V127H71ZM96 126H95V127H96ZM106 126H108V125H106ZM136 126H137V125H136ZM136 126H135V128H136ZM168 126H169V125H168ZM172 126H173V125H172ZM172 126H171V127H172ZM179 126H180V125H179ZM193 126H194V125H193ZM198 126H199V124H198ZM20 127H21V125H20ZM20 127H18V128H20ZM51 127H52V126H51ZM62 127H63V126H62ZM85 127H86V126H85ZM100 127H101V125H100ZM133 127H134V126H133ZM139 127H140V126H139ZM139 127H137V128L140 129L141 127H140V128H139ZM162 127H163V126H162ZM195 127H196V126H195ZM202 127L205 128V126H202ZM212 127H213V126H212ZM228 127H229V126H228ZM256 127H257V126H256ZM16 128H17V127H16ZM42 128H43V127H42ZM44 128H45V127H44ZM47 128H48V127H47ZM87 128H88V127H87ZM103 128H105V127L103 126ZM103 128H102V129H103ZM106 128H108V127H106ZM123 128H124V127H123ZM148 128H149V127H148ZM166 128H167V127H166ZM168 128H169V127H168ZM175 128H176V127H175ZM187 128H188V127H187ZM190 128H191V127H190ZM207 128H208V127H207ZM218 128H220V126H219ZM223 128H224V127H223ZM259 128H260V127H259ZM49 129H50V128H49ZM65 129L67 130V128H65ZM68 129H70V128L68 127ZM75 129H76V128H75ZM90 129H91V128H90ZM96 129H98V127H97ZM102 129H101V130H102ZM169 129H170V128H169ZM192 129H193V127H192ZM199 129H200V128H199ZM202 129H203V128H202ZM221 129H222V128H221ZM243 129H244V128H243ZM4 130H5V129H4ZM4 130H3V132H4ZM41 130H42V129H41ZM43 130H44V129H43ZM99 130H100V129H99ZM128 130H129V129H128ZM136 130H137V129H135V130H133V131H136ZM146 130H147V129H146ZM194 130H195V129H194ZM194 130H193V131H194ZM254 130H255V129H254ZM73 131H74V130H73ZM86 131H87V130H86ZM86 131H85V133H86ZM115 131H116V130H115ZM121 131H122V129H121ZM142 131H143V130H142ZM165 131H166V129H165ZM189 131L191 132L192 130L190 129ZM199 131H200V130H199ZM201 131H203V130H201ZM210 131H211V130H210ZM216 131H218V129H217ZM222 131H223V130H222ZM222 131H221V134H222ZM225 131H226V130H225ZM231 131H232V130H231ZM249 131H250V130H249ZM251 131H252V130H251ZM5 132H6V131H5ZM57 132H58V131H57ZM57 132H56V133H57ZM76 132H77V131H76ZM80 132H81V131H80ZM139 132H140V131H139ZM158 132H160V131H158ZM162 132H163V131H161V133H162ZM170 132H171V131H170ZM185 132H186V133H189L188 131H185ZM195 132H198V131L196 130ZM213 132H215V131H213ZM223 132H224V131H223ZM228 132H229V131H228ZM239 132H240V131H239ZM256 132H257V131H256ZM22 133H23V132H22ZM58 133H59V132H58ZM62 133H63V132H62ZM82 133H84V132H82ZM85 133H84V134H85ZM134 133H135V132H134ZM134 133H133V134H134ZM142 133H143V132H142ZM142 133H141V135H142ZM148 133H149V132H148ZM164 133H165V132H164ZM191 133H192V132H191ZM206 133H207V131H206ZM211 133H212V131H211ZM218 133H219V132H218ZM226 133H227V132H226ZM244 133H245V132H244ZM249 133H250V132H249ZM0 134H1V133H0ZM75 134H76V133H75ZM123 134H124V133H123ZM123 134H122V135H123ZM125 134H126V133H125ZM131 134H132V133H131ZM133 134H132V135H133ZM138 134H139V133H138ZM145 134H146V133H145ZM145 134L143 133V135H145ZM168 134H169V133H168ZM192 134H193V133H192ZM192 134H191V135H192ZM208 134H210V133H208ZM216 134H217V133H216ZM234 134H235V133H234ZM20 135H21V134H20ZM100 135H101V134H100ZM127 135H129V134H127ZM136 135H137V134H136ZM163 135H165V134H163ZM163 135H162V136H163ZM170 135H171V134H170ZM170 135H169V137H170ZM185 135H186L187 137H189L188 134H185ZM185 135H183V138H185ZM191 135H190V137H191ZM194 135H195V134H194ZM210 135H211V134H210ZM213 135H214V134H213ZM223 135H224V134H223ZM242 135H243V134H242ZM245 135H246V134H245ZM250 135H251V134H250ZM0 136H1V135H0ZM76 136H77V135H76ZM124 136H126V135H124ZM149 136H150V135H149ZM149 136H146V137H149ZM162 136H161V137H162ZM196 136H197V135H196ZM196 136H194V137H196ZM218 136H220V135L217 134V140H218ZM227 136H228V135H227ZM252 136H253V134H252ZM260 136H262V134H261ZM7 137H8V136H7ZM102 137H103V135L101 136V138H102ZM119 137H120V136H119ZM132 137H134V136H132ZM140 137H141V136H140ZM143 137H144V136H143ZM169 137H168V138H169ZM192 137H193V136H192ZM212 137H213V136H212ZM231 137H232V136H231ZM231 137H230V138H231ZM130 138H131V137H130ZM136 138H137V137H136ZM136 138H135V139H136ZM141 138H142V137H141ZM162 138H163V137H162ZM171 138L173 139V136H172ZM175 138H176V137H175ZM177 138H178V137H177ZM181 138H182V137H181ZM199 138H200V137H199ZM205 138H206V137H205ZM209 138H210V137H208V139H209ZM215 138H216V137H215ZM223 138H224V137H222V139H223ZM227 138H228V137H227ZM227 138H226V139H227ZM233 138H235V137H232L231 139H233ZM238 138H239V137H238ZM73 139H74V138H73ZM75 139L77 140L76 137H75ZM122 139H123V138H122ZM128 139H129V138H128ZM159 139H160V138H159ZM190 139H191V138H190ZM208 139H207V140H208ZM211 139H213V138H211ZM220 139H221V138H220ZM222 139H221V140H222ZM39 140H40V139H39ZM68 140H69V139H68ZM102 140H103V139H102ZM102 140H100V141H102ZM118 140H119V138H118ZM126 140H127V139H126ZM126 140H125V141H126ZM131 140H132V139H131ZM137 140H138V139H137ZM147 140H148V139H147ZM160 140H161V139H160ZM163 140H164V139H163ZM170 140H171V139H170ZM185 140L188 141L187 138H186ZM191 140H192V139H191ZM217 140H216V141H217ZM221 140H220V141H221ZM227 140H228V139H227ZM246 140H247V139H246ZM246 140H243V141H246ZM252 140H253V139H252ZM256 140H257V143H258V139H256ZM60 141H61V140H60ZM82 141H83V140H82ZM168 141H169V139H168ZM179 141H180V139H179ZM192 141H193V140H192ZM195 141H196V139H195ZM212 141H213V140H212ZM216 141H215V142H212V145H213V143H214V145H215V144L218 142V141H217V142H216ZM223 141H224V139H223ZM234 141H235V140H234ZM259 141H260V140H259ZM91 142H92V141H91ZM117 142H118V141H117ZM121 142H122V141H121ZM129 142H130V141H128V143H129ZM131 142H132V141H131ZM145 142H146V140H145ZM156 142H157V141H156ZM159 142H160V141H159ZM181 142H182V141H181ZM184 142H185V141H184ZM190 142H191V141H190ZM202 142H203V141H202ZM202 142H200V143H202ZM226 142H227V141H226ZM229 142H230V141H229ZM5 143H6V142H5ZM43 143H44V142H43ZM62 143H63V142H62ZM66 143H67V141H66ZM114 143H115V144H118V143H116V142H114ZM154 143H155V142H154ZM161 143H162V142H161ZM167 143H168V142L165 143V146H166ZM175 143H176V140H175ZM178 143H179V142H178ZM182 143H183V142H182ZM188 143H189V142H188ZM188 143L186 142V143H184V144H188ZM219 143H220V142H219ZM224 143H225V142H224ZM224 143H223L222 145H224ZM230 143H231V142H230ZM242 143H243V142H242ZM259 143H260V142H259ZM107 144H108V143H107ZM129 144H130V143H129ZM157 144H158V143H157ZM157 144H156V145H157ZM173 144H174V143H173ZM189 144H190V143H189ZM193 144H197V143H193ZM193 144H192V145H193ZM226 144H227V143H226ZM235 144H237V143L235 142ZM245 144H246V143H245ZM248 144H249V143H248ZM18 145H19V144H18ZM78 145H79V144H78ZM118 145H119V144H118ZM118 145H117V146H118ZM123 145H125V144H123ZM127 145H128V144H127ZM132 145H134V143H132ZM146 145H147V143H146ZM153 145H154V144H153ZM153 145H152V146H153ZM174 145H176V144H174ZM178 145L182 146L180 143H179ZM203 145H204V143H203ZM203 145H202V146H203ZM205 145H206V143H205ZM205 145H204V146H205ZM208 145H209V143H208ZM214 145H213L214 148H215V146H220L219 144H217V145H215V146H214ZM227 145H228V144H227ZM237 145H238V144H237ZM258 145H260V144H258ZM262 145H264V143H263ZM262 145H261V146H262ZM115 146H116V145H115ZM121 146H122V145H121ZM152 146H151V147H152ZM154 146H155V145H154ZM157 146H158V145H157ZM162 146H163V145H162ZM162 146L159 144V148L162 147ZM167 146H169V143H168ZM180 146H179V147H180ZM193 146H194V145H193ZM197 146H198V145H197ZM197 146H196V147H197ZM210 146H211V144H210ZM228 146H229V145H228ZM231 146H232V145H231ZM247 146H248V145H247ZM127 147H128V146H127ZM132 147H133V146H132ZM132 147H131V148H132ZM148 147H150V146H148ZM172 147H173V146H172ZM177 147H178V146H177ZM186 147H187V146H186ZM211 147H212V146H211ZM225 147H226V146H225ZM235 147H236V146H235ZM242 147H243V146H242ZM245 147H246V146H245ZM249 147H250V146H249ZM8 148H9V147H8ZM105 148H107V146H105ZM115 148H116V147H115ZM115 148H114V149H115ZM120 148H121V147H120ZM123 148H124V147H123ZM125 148H126V147H125ZM129 148H130V147H129ZM133 148H135V147H133ZM167 148H168V147H167ZM170 148H171V146H170ZM175 148H176V147H174L173 149H174L175 151H178V150H176ZM182 148H184V150H186L185 147H182ZM182 148H181V149H182ZM187 148H188V147H187ZM208 148H209V147H208ZM223 148H224V146H223ZM223 148H222V149H223ZM229 148H231V147H229ZM250 148H252V146H251ZM0 149H2V148H0ZM65 149H66V148H65ZM65 149H64V150H65ZM77 149H78V148H77ZM141 149H142V148H141ZM143 149H144V147H143ZM145 149H146V146H145ZM164 149H166V148L164 147ZM190 149H191V148H190ZM193 149H194V148H193ZM203 149L206 150V148H203ZM209 149H211V148H209ZM209 149H208V150H209ZM220 149H221V148H220ZM246 149H247V148H246ZM253 149H254V148H253ZM67 150H69V149H67ZM104 150H105V149H104ZM112 150H113V149H112ZM123 150H124V149H123ZM126 150H127V149H126ZM153 150H157V149H153ZM174 150H173V152H174ZM194 150H198V149H194ZM208 150H207V151H208ZM211 150L213 151V149H211ZM211 150L208 151L209 154H210ZM218 150H219V148H218ZM116 151H117V150H116ZM118 151H119V150H118ZM121 151H122V150H121ZM141 151H143V150H141ZM158 151H160V149H158ZM164 151H165V150H164ZM170 151H171V149H170ZM170 151H166V152H170ZM207 151H206V153H207ZM222 151H223V150H222ZM227 151H228V150H226L225 153H226ZM237 151H239V150H237ZM138 152H139V151H138ZM155 152H157V151H155ZM155 152H152V153H155ZM179 152H182V150H180ZM192 152H193V150H192ZM194 152H195V151H194ZM194 152H193V154L196 153V152H195V153H194ZM198 152H201V151H197V153H198ZM256 152H257V151H256ZM46 153H47V152H46ZM110 153H111V152H110ZM118 153H119V152H118ZM122 153H123V152H122ZM162 153H163V152H162ZM170 153H171V152H170ZM170 153H169V154H170ZM174 153H175V152H174ZM174 153H173V156L171 155V157H174V156H175ZM187 153L189 154L188 151H187ZM190 153H191V152H190ZM204 153H205V152H204ZM211 153H213V152H211ZM222 153H223V152H222ZM244 153H246V152H244ZM248 153H249V152H248ZM248 153H247V154H248ZM67 154H69V153H67ZM140 154H141V153H140ZM165 154H166V153H165ZM165 154H161V151H160V153H156L155 155L151 156V158L149 159V160H150L149 162H150L151 166L154 165V166L157 167V169H158V168H161V167L166 163V157L164 156ZM188 154H187V155H188ZM199 154H200V153H199ZM236 154H238V153H236ZM144 155H145V153L143 154V156H144ZM146 155H147V154H146ZM148 155H149V154H148ZM151 155H152V154H151ZM166 155H167V154H166ZM177 155H178V153H177ZM179 155H181V154H179ZM189 155H190V156H189ZM189 155H188V156H189L190 159H191V154H189ZM196 155H197V154H196ZM201 155H202V154H201ZM203 155H204V154H203ZM206 155H208V153H207ZM223 155H224V154H223ZM231 155H232V154H231ZM250 155H251V154H250ZM253 155H254V154H253ZM5 156H6V155H5ZM10 156H11V155H10ZM33 156H34V155H33ZM136 156H137V155H136ZM138 156H139V154H138ZM140 156H141V155H140ZM184 156H185V155H184ZM193 156H195V155H193ZM214 156H215V154H214ZM224 156H225V155H224ZM229 156H230V155H229ZM255 156H256V155H255ZM124 157H125V156H124ZM144 157H145V156H144ZM211 157H212V156H211ZM227 157H228V156H227ZM240 157H242V156H240ZM244 157H245V156H244ZM246 157H247V156H246ZM246 157H245V158H246ZM96 158H97V157H96ZM134 158H135V156L133 157V159H134ZM148 158H149V157H148ZM167 158H169V157H167ZM180 158L183 160L184 157H180ZM180 158H179V159H180ZM185 158H186V157H185ZM187 158H188V157H187ZM197 158H199V155H198V157H196V158H194V159L196 160ZM216 158H217V157H216ZM221 158H222V157H221ZM221 158L219 159V161L221 160ZM231 158H233V157H231ZM140 159H141V158H140ZM175 159H176V158H175ZM200 159H202V157H200ZM206 159H207V158H206ZM228 159H229V158H227V160H228ZM250 159H251V158H250ZM142 160H143V159H142ZM188 160H189V159H188ZM191 160L194 161L193 159H191ZM191 160H189V161H191ZM197 160H198V159H197ZM209 160H210V159H209ZM222 160H223V159H222ZM230 160L232 161V159H230ZM235 160H236V158H235ZM103 161H104V160H103ZM137 161H138V160H137ZM179 161H180V160H179ZM228 161H229V160H228ZM237 161H238V160H237ZM132 162H133V161H132ZM173 162H174V161H173ZM173 162H172V163H173ZM205 162H208V160H207V161L205 160ZM246 162H247V161H246ZM258 162H259V161H258ZM147 163H148V162H147ZM172 163H171V164H172ZM180 163H181V162H180ZM189 163H191V162H189ZM203 163H204V162H203ZM209 163H210V162H209ZM218 163H219V162H218ZM232 163H233V162H232ZM237 163H240V162H237ZM140 164H141V163H140ZM140 164H139V165H140ZM144 164H145V163H144ZM152 164H153V165H152ZM181 164H182V163H181ZM186 164H188V163H186ZM211 164H212V161H211ZM4 165H5V164H4ZM130 165H132V164L130 163ZM141 165H142V164H141ZM147 165H149V163H148ZM184 165H185V164H184ZM202 165H203V164H202ZM216 165H217V164H215L214 167H215ZM234 165H235V164H234ZM262 165H263V164H262ZM0 166H1V165H0ZM135 166H136V165H135ZM145 166H146V165H145ZM145 166L143 167V169L146 168ZM151 166H149V167H151ZM154 166H153V167H154ZM179 166H180V165H179ZM186 166H188V165H186ZM191 166H192V165H191ZM198 166H200V165H198ZM217 166H218V165H217ZM222 166H223V165H222ZM235 166H236V165H235ZM258 166H259V165H258ZM130 167L132 168L133 166H130ZM153 167H152V168H153ZM164 167H165V166H164ZM168 167H169V166H168ZM182 167L184 168V166H182ZM188 167H190V165H189ZM261 167H262V166H261ZM10 168H11V167H10ZM19 168H20V167H19ZM131 168H130V169H131ZM136 168H137V167H136ZM183 168H182V169H183ZM193 168H194V166H193ZM204 168H207V167H203V169L201 168L202 171L204 170ZM209 168H210V166H209ZM134 169H135V168H134ZM147 169H148V168H147ZM155 169H156V168H155ZM178 169H179V168H178ZM182 169H181V170H182ZM226 169H227V168H226ZM8 170H9V169H6L7 172H8ZM110 170L112 171V168H111ZM110 170H109V171H110ZM121 170H122V169H121ZM121 170L119 169L120 173H123ZM148 170H149V169H148ZM165 170H166V169H165ZM188 170H189V168H188ZM190 170H191V169H190ZM193 170H194V169H193ZM195 170H196V169H195ZM210 170H211V168H210ZM221 170H222V169H221ZM227 170H228V169H227ZM116 171H117V170H116ZM126 171H127V169H126ZM126 171H124V172H126ZM162 171H163V168H162ZM169 171H170V169H169ZM186 171H187V170H186ZM243 171H244V170H243ZM246 171H247V170H246ZM252 171H253V170H252ZM9 172H10V171H9ZM11 172H12V171H11ZM11 172H10V173H11ZM47 172H48V171H47ZM114 172H115V171H114ZM137 172H139V171H137ZM141 172H143V171H141ZM148 172H149V171H148ZM156 172H158V171H156ZM160 172H161V171H160ZM164 172H165V171H164ZM166 172H167V171H166ZM179 172H180V171H179ZM181 172H182V171H181ZM190 172H191V171H190ZM200 172H201V170H200ZM208 172H209V171H208ZM214 172H215V171H214ZM216 172H217V171H216ZM112 173H113V171H112ZM143 173H144V172H143ZM145 173H146V171H145ZM161 173H162V172H161ZM171 173H173V172H171ZM221 173H222V172H221ZM221 173H220V174H221ZM240 173H241V172H240ZM109 174H110V173H109ZM127 174H130V173H127ZM133 174H134V173H133ZM152 174H154V173H152ZM156 174H157V173H156ZM194 174H195V173H194ZM201 174H202V173H201ZM216 174H217V173H216ZM216 174H215V175H216ZM229 174H230V173H229ZM33 175H34V174H33ZM115 175H117V174H115ZM118 175H121V174L118 173ZM146 175H148V174L146 173ZM146 175H145V178H147ZM149 175H151V174H149ZM170 175H171V174L169 173V176H170ZM191 175H192V173H191ZM232 175H233V174H232ZM243 175H244V174H243ZM254 175H256V174H254ZM6 176H7V175H6ZM124 176H125V175H123L122 177H124ZM133 176H134V175H133ZM157 176H158V175H157ZM164 176H165V174H164ZM169 176H168V179H167L168 181H170V179H169L170 177H169ZM204 176H205V175H204ZM227 176H228V175H227ZM8 177H9V176H8ZM112 177H114V176H112ZM117 177H118V176H117ZM136 177H137V176H136ZM142 177H143V176H142ZM159 177H160V175H159ZM166 177H167V175H166ZM212 177H213V176H212ZM260 177H261V176H260ZM9 178H10V177H9ZM22 178H23V177H22ZM49 178H50V177H49ZM124 178H125V180L128 179V178H126V177H124ZM129 178H131V177H129ZM132 178H133V177H132ZM132 178H131V179H132ZM145 178H144V179H145ZM160 178H161V177H160ZM163 178H165V177H163ZM190 178H191V177H190ZM209 178H210V177H209ZM222 178H223V177H222ZM240 178H241V177H240ZM240 178H239V179H240ZM244 178H245V177H244ZM117 179H118V178H117ZM133 179L135 180V178H133ZM141 179H142V178H141ZM144 179H142V180H144ZM151 179H152V178H151ZM171 179H172V178H171ZM186 179H187V178H186ZM226 179H228V178H226ZM232 179H233V178H232ZM232 179H231V180H232ZM129 180H130V179H129ZM134 180H131V181H134ZM148 180H149V179H148ZM152 180H153V179H152ZM152 180H151V181H152ZM158 180H160V179L158 178L156 181L158 182ZM161 180H162V179H161ZM246 180H249V179H246ZM64 181H65V180H64ZM109 181H110V180H109ZM131 181H130V182H131ZM137 181H138V180H137ZM162 181H164V179H163ZM165 181H166V180H165ZM171 181H172V180H171ZM234 181H235V180H234ZM249 181H250V180H249ZM79 182H81V181H79ZM114 182L116 183L115 180H114ZM124 182H125V181L123 180V183H124ZM126 182H127V181H126ZM145 182H146V180H145ZM154 182H155V181H154ZM179 182H180V181H179ZM192 182H193V181H192ZM128 183H129V181H128ZM128 183H127V184H128ZM132 183H135V184H136V181H135V182H131V184H132ZM150 183H151V182H150ZM152 183H153V182H152ZM163 183H165V182H162V184H163ZM169 183H170V182H169ZM169 183H168V184H169ZM190 183H191V182H190ZM262 183H263V182H262ZM19 184H20V183H19ZM62 184H63V183H62ZM65 184H67V183H65ZM68 184H69V183H68ZM77 184H79V183H77ZM77 184H75L76 187L79 186V185H77ZM137 184H138V182H137ZM139 184H140V183H139ZM142 184H143V183H142ZM145 184H146V183H145ZM171 184H172V183H171ZM175 184H176V183H175ZM192 184H193V183H192ZM198 184H199V183H198ZM243 184H244V183H243ZM243 184H242V185H243ZM117 185H118V184H117ZM122 185H123V184H122ZM128 185H129L130 188L132 187V186H130V184H128ZM140 185H141V184H140ZM172 185H173V184H172ZM233 185H234V184H233ZM63 186H64V185H63ZM65 186H66V185H65ZM82 186H83V185H82ZM82 186H81V188H82ZM108 186H109V185H108ZM119 186H120V185H119ZM125 186L128 187L127 185H124L123 187H125ZM138 186H139V185H138ZM143 186H144V185H143ZM163 186H165V185H163ZM185 186H187V185H185ZM45 187H46V186H45ZM115 187H116V186H115ZM133 187H134V185H133ZM139 187H140V186H139ZM145 187H146V186H145ZM218 187H220V186H218ZM241 187H242V186H241ZM245 187H246V186H245ZM46 188H47V187H46ZM52 188H53V187H52ZM56 188H57V187H56ZM81 188H79V189H81ZM83 188H84V187H83ZM83 188H82V189H83ZM116 188H117V187H116ZM130 188H129V190L132 189V188H131V189H130ZM135 188H136V187H135ZM135 188H133L134 190L132 189V191H134V193L136 192V191H135V190H136ZM143 188H144V187H143ZM159 188H160V185H159ZM162 188H165V187H162ZM168 188H169V187H168ZM33 189H34V188H33ZM54 189H55V188H54ZM70 189H71V188H70ZM72 189H73V188H72ZM82 189H81V190H82ZM117 189H119V188H117ZM121 189H122V188H120L119 190H121ZM124 189H125V188H124ZM147 189L150 190V189H152V188H147ZM154 189H155V188H154ZM249 189H250V188H249ZM253 189H254V188H253ZM49 190H52V189L50 188ZM55 190H56V189H55ZM66 190H67V189H66ZM81 190H80L79 192L82 193ZM91 190H92V189H91ZM217 190H218V189H217ZM223 190H224V189H223ZM225 190H226V189H225ZM229 190H230V189H229ZM63 191H65V190H63ZM83 191H86V190H83ZM132 191H131V192H132ZM137 191H139V190H137ZM140 191H141V190H140ZM146 191H148V190H146ZM162 191H163V189H162ZM164 191H165V190H164ZM166 191H167V190H166ZM168 191H170V190H168ZM181 191H183V190H181ZM187 191H188V190H187ZM195 191H196V190H195ZM241 191H242V190H241ZM49 192H50V191H49ZM61 192H62V191H61ZM70 192H71V191H70ZM87 192H88V191H87ZM123 192H125V191H123ZM123 192H122V193H123ZM143 192H144V191H143ZM170 192H171V191H170ZM176 192H177V191H176ZM218 192H219V191H218ZM223 192H224V191H223ZM235 192H236V190H235ZM246 192H247V191H246ZM246 192L244 191V193H246ZM35 193H36V192H35ZM35 193H33V194L35 195ZM53 193H54V192H53ZM71 193H72V192H71ZM233 193H234V192H233ZM239 193H240V192H239ZM33 194H32V195H33ZM77 194H78V193H77ZM85 194H86V193H85ZM88 194H89V193H88ZM169 194H171V193H169ZM182 194H185V193H182ZM182 194H180V196H181ZM220 194H221V193H220ZM231 194H232V193H231ZM258 194H259V193H258ZM38 195H40V193H38ZM46 195H48V194H46ZM50 195H51V194H50ZM56 195H58V194H56ZM56 195H55V196H56ZM65 195H66V194H64V196H65ZM78 195L80 196V195H82V194L79 193ZM86 195H87V194H86ZM123 195H124V194H123ZM123 195H121V196L124 197ZM126 195H127V194H126ZM128 195H130V193H128ZM147 195H148V194H147ZM152 195H153V194H152ZM203 195H204V194H203ZM213 195H214V194H213ZM227 195H228V193H227ZM240 195H241V194H240ZM28 196H29V195H28ZM35 196H36V195H35ZM40 196H41V195H40ZM48 196H49V195H48ZM69 196H70V195H69ZM69 196H67V197H69ZM90 196H91V195H90ZM118 196L120 197V195H118ZM160 196H161V195H160ZM160 196H159V197H160ZM166 196H167V195H166ZM168 196H169V195H168ZM173 196H174V195H172V198H173ZM189 196H190V195H189ZM219 196H220V195H219ZM30 197H31V195H30ZM51 197H52V195H51ZM58 197H60V196L58 195ZM76 197H77V196H76ZM83 197L85 198V195H84V196L82 195V197H78V199L83 200V199H84ZM131 197H132V196H131ZM139 197H140V196H139ZM147 197H149V196H147ZM162 197H163V196H162ZM191 197H192V196H191ZM225 197H226V196H225ZM235 197H237V196H236V195L233 196V198H235ZM244 197H246V196H244ZM34 198H35V197H34ZM34 198H32V200H33ZM43 198H44V197H43ZM47 198L50 199L49 197H47ZM55 198H57V197H55ZM82 198H83V199H82ZM100 198H101V197H100ZM103 198H104V197H103ZM116 198H118V197H116ZM153 198H154V197H153ZM166 198H167V197H166ZM175 198H176V197H175ZM175 198H174V199H175ZM203 198H205V197H203ZM223 198H224V197H223ZM30 199H31V198H30ZM44 199H45V198H44ZM48 199H47V201H49ZM52 199H54V197H53ZM65 199H70V198H65ZM65 199H64V202H66ZM78 199L76 198V199L73 200V198H72V201H75V200L78 201ZM85 199H86V198H85ZM88 199H89V198H88ZM95 199H96V198H95ZM119 199H120V198H119ZM126 199H127V198H126ZM128 199H129V198H128ZM130 199H132V198H130ZM159 199H160V198H159ZM159 199H158V200H159ZM161 199H164V198H161ZM174 199H172V200H174ZM184 199L187 200V198H184ZM184 199H183V200H184ZM194 199H195V198H194ZM221 199H222V198H221ZM237 199H238V198H237ZM22 200H23V198H22ZM27 200H28V199H27ZM54 200H55V199H54ZM54 200H53V201H54ZM117 200H118V199H117ZM122 200H123V198H122ZM122 200H121V202L125 201V200H123V201H122ZM132 200H134V199H132ZM149 200H150V199H149ZM167 200H168V199H167ZM167 200L165 199V202H166ZM170 200H171V199H170ZM177 200H178V198H177ZM218 200H219V199H218ZM218 200H216V201L220 203V201H218ZM23 201H24V200H23ZM38 201L40 202V200H38ZM56 201H61V200H60V198H59L58 200H55V202H56ZM69 201H70V200H69ZM69 201H67L66 203H68ZM85 201H86V200H84L83 203H85ZM134 201H135V200H134ZM134 201H132V202H134ZM143 201H144V200H143ZM151 201H153V200H151ZM175 201H176V199H175ZM187 201H188V200H187ZM189 201H190V200H189ZM203 201H204V200H203ZM216 201H215V202H216ZM222 201H223V200H222ZM248 201H249V200H248ZM19 202H20V201H18V203H19ZM41 202H42V200H41ZM41 202H40L39 204H41ZM50 202H51V201H49L48 203H50ZM62 202H63V200H62ZM78 202H79V201H78ZM91 202L93 203V201H91ZM116 202H117V201H116ZM126 202H127V200H126ZM130 202H131V200H130ZM132 202H131V203H132ZM138 202H139V201H138ZM145 202H146V201H145ZM160 202H161V201H160ZM176 202H177V201H176ZM182 202H183V201H182ZM182 202H181V203H182ZM24 203H25V202H24ZM26 203H27V202H26ZM29 203H31V202H29ZM42 203L44 204V202H42ZM46 203H47V202H46ZM73 203H74V202H73ZM73 203H70V204L72 205ZM75 203H76V202H75ZM86 203H87V201H86ZM86 203H85V205H86ZM89 203H90V202H89ZM94 203H95V201H94ZM94 203H93V204H94ZM96 203H97V202H96ZM100 203H101V202H100ZM108 203H110V202H108ZM127 203H129V202H127ZM136 203H137V202H136ZM146 203H148V202H146ZM149 203H150V201H149ZM155 203H156V201H155ZM170 203H171V202H170ZM172 203L174 204V201H173ZM197 203H198V202H197ZM199 203H200V202H199ZM13 204H15V203H13ZM56 204H57V203H56ZM60 204H61V203H60ZM77 204H78V203H77ZM77 204H76V206H77ZM90 204H91V203H90ZM98 204H99V203H98ZM120 204H122V203H120ZM133 204H134V203H133ZM133 204H129V205H133ZM141 204H143V203H141ZM141 204H139V205H141ZM184 204H185V203H184ZM208 204H209V203H208ZM215 204H216V203H215ZM215 204H214V205H215ZM28 205H29V204H28ZM30 205H31V204H30ZM73 205H75V204H73ZM85 205H84V207H86ZM88 205H89V204H88ZM101 205H102V204H101ZM113 205H115V204H113ZM113 205H112V206H113ZM118 205H119V204H118ZM118 205H117V206H118ZM123 205H124V204H123ZM139 205H137V207H138ZM143 205H145V203H144ZM148 205H149V204H148ZM148 205H146L147 208H148ZM154 205H155V204H154ZM186 205H187V204H186ZM252 205H253V204H252ZM258 205H259V204H258ZM263 205H264V204H263ZM10 206H11V205H10ZM21 206H22V205H21ZM47 206H48V204H47V205L44 204V205L39 206V207H47ZM53 206H54V205H53ZM79 206H80V205H79ZM89 206H90V205H89ZM98 206H99V205H98ZM115 206H116V205H115ZM135 206H136V205H135ZM141 206H142V205H141ZM146 206H144V207H146ZM149 206H151V205H149ZM192 206H194V205H192ZM192 206H191V207H192ZM196 206H197V205H196ZM198 206H199V205H198ZM227 206H228V205H227ZM231 206H235V205H231ZM29 207H30V206H29ZM31 207H33V206H31ZM50 207H51V206H50ZM66 207H67V205H66ZM70 207H71V206H70ZM70 207H69V209H70ZM95 207H96V206H95ZM107 207H108V206H107ZM110 207H111V206H110ZM120 207H121V205H120ZM120 207H119V208H120ZM144 207H143V208H144ZM151 207H152V206H151ZM183 207H184V205H183ZM206 207H207V206H206ZM16 208H17V207H16ZM21 208H22V207H21ZM89 208H90V207H89ZM91 208H94V206L91 207ZM91 208H90V210H91ZM100 208L103 209V207H100ZM104 208H106V207H104ZM117 208H118V207H117ZM119 208H118V209H119ZM124 208L127 209L128 207H124ZM124 208H122V209H124ZM179 208H181V206H179ZM197 208H198V207H197ZM220 208H224V206H222V207H220ZM226 208H227V207H226ZM228 208H229V207H228ZM230 208H231V207H230ZM252 208H253V207H252ZM23 209H25V207H24ZM23 209H21V210H23ZM30 209H31V208H30ZM52 209H53V208H52ZM54 209H55V208H54ZM71 209H72V208H71ZM79 209H80V208H78V211H79ZM102 209H101V211H102ZM109 209L111 210L112 208H109ZM122 209L120 208L118 212H117V210H115V211H116L117 213L120 212V214H123V215L126 216V214H124V211H123ZM126 209H124V210H126ZM151 209H152V208H151ZM175 209H176V208H175ZM175 209H174V212H175ZM186 209H188V208H186ZM192 209H193V208H192ZM194 209H196V207H195ZM203 209H204V208H203ZM217 209H218V208H217ZM242 209H243V208H242ZM21 210H20V211H21ZM34 210H35V209H34ZM42 210H44V209H42ZM48 210H49V209H48ZM81 210H83V209H81ZM90 210H89V211H90ZM97 210H98V209H97ZM120 210H122L123 213H122ZM148 210H149V209H148ZM153 210H154V209H153ZM169 210H170V209H169ZM171 210H172V209H171ZM196 210H198V209H196ZM210 210H213V209H210ZM224 210H226V209H224ZM253 210H254V209H253ZM15 211H16V210H15ZM23 211H25V210H23ZM28 211H29V210H28ZM32 211H33V210H32ZM36 211H38V210H36ZM39 211H41V210H39ZM39 211H38V213H39ZM45 211H46V210H45ZM49 211H50V210H49ZM52 211H53V210H52ZM68 211H69V210H68ZM68 211H67V212H68ZM113 211H114V210H113ZM128 211H129V210H128ZM140 211H141V210H140ZM145 211H147V210H145ZM145 211H143V212H145ZM167 211H168V210H167ZM184 211H186V210L184 209ZM220 211H221V210H220ZM222 211H223V210H222ZM34 212H35V211H34ZM58 212H60V210H59ZM58 212H57V213H58ZM79 212H80V211H79ZM85 212H86V214H87V211H85ZM91 212H93V211L91 210ZM95 212H96V211H95ZM107 212H108V211H107ZM111 212H112V211H111ZM111 212L109 211V213H111ZM143 212H142V213H143ZM179 212H180V211H179ZM14 213H15V212H14ZM14 213H13V215H14ZM19 213H20V212H19ZM27 213H28V212H27ZM57 213L55 212L54 214L57 215ZM83 213H84V210H83ZM105 213H106V211H105ZM127 213H129V212H127ZM139 213H140V212H139ZM194 213H196V212H194ZM194 213H193V214H194ZM199 213H200V212H199ZM205 213H206V212H205ZM41 214H42V213H41ZM70 214H71V213H70ZM76 214H77V212H76ZM80 214H81V213H80ZM89 214H90V213H89ZM92 214H93V213H92ZM101 214H102V212H101ZM113 214H116V213H113ZM113 214H112V216H113ZM135 214H136V213H135ZM260 214H261V213H260ZM13 215H12V216H13ZM19 215H20V214H19ZM27 215H28V214H27ZM27 215H25L26 218H27ZM29 215H30L29 217H31V214H29ZM32 215H33V214H32ZM36 215H37V214H36ZM45 215H47V213H46ZM45 215H44V216H45ZM62 215H63V214H62ZM83 215H84V214H83ZM103 215H104V212H103ZM103 215H102V216H103ZM123 215H122V216H123ZM129 215H130V214H129ZM233 215H234V214H233ZM10 216H11V214H10ZM51 216H53V215H51ZM54 216H55V215H54ZM58 216H59V215H58ZM58 216H57V217H58ZM81 216H82V215H81ZM86 216H87V215H86ZM96 216H97V215H96ZM125 216H123V217H120V216H119V219H121V218L123 219ZM132 216H133V215H132ZM205 216H206V215H205ZM221 216H222V215H221ZM223 216H224V215H223ZM255 216H256V215H255ZM13 217H14V216H13ZM29 217H28V218H29ZM37 217H39V215H38ZM42 217H43V216H42ZM46 217H47V216H46ZM60 217H61V216H60ZM63 217H64V216H63ZM79 217H80V216H79ZM92 217H93V216H92ZM108 217L110 218V216H108ZM127 217H128V215H127ZM127 217H126V218H127ZM252 217H254V216H252ZM8 218H9V216H8ZM23 218H24V217H22V219H23ZM26 218H25V219H26ZM33 218H35V217H33ZM39 218H40V217H39ZM50 218H51V217H50ZM66 218H67V217H66ZM80 218H81V217H80ZM80 218H79V219H80ZM83 218H84V217H83ZM98 218H99V217H98ZM104 218H106V217H104ZM109 218H108V219H109ZM116 218H117V217H116ZM135 218H136V217H135ZM250 218H251V217H250ZM17 219H18V218H17ZM40 219H41V218H40ZM43 219H44V217H43ZM53 219H54V218H53ZM55 219H56V218H55ZM79 219H78V220H79ZM81 219H82V218H81ZM102 219H103V217H102ZM102 219L100 218V220H102ZM127 219H128V218H127ZM138 219H139V218H138ZM193 219H194V218H193ZM220 219H221V218H220ZM241 219H242V218H241ZM11 220H12V219H11ZM19 220H20V217H19ZM23 220H24V219H23ZM27 220H28V219H27ZM33 220H34V219H33ZM46 220H47V219H46ZM61 220H62V218H61ZM84 220H85V219H84ZM100 220H99V221H100ZM117 220H118V219H117ZM125 220H126V219H125ZM139 220H140V219H139ZM225 220H226V219H225ZM13 221H14V219H13ZM25 221H26V220H25ZM36 221H37V219H36ZM55 221H57V220H55ZM58 221H59V220H58ZM70 221H72V220L70 219ZM70 221H69V222H70ZM81 221H83V220H81ZM81 221H78V222L81 223ZM99 221H98V220H97V221H89V222H87V221L84 222V221H83L84 223H83V224L81 223V224H82L83 226L85 225V226L87 227V229L83 231V234H85V235H87V236L89 235V237H91V236H94V235H96V234H100V235H101L102 232H105V231H97V227L100 226V222H99ZM102 221H103V220H102ZM109 221H110V220H109ZM126 221H127V220H126ZM181 221H182V220H181ZM193 221H194V220H192V222H193ZM14 222H15V221H14ZM28 222H29V221H28ZM48 222H49V221H48ZM69 222H68V223H69ZM121 222H123V221L120 220V223H121ZM202 222H203V221H202ZM202 222H200L199 224H201ZM204 222H207V221L204 220ZM229 222H230V221H229ZM234 222H235V221H234ZM244 222H245V221H244ZM19 223H20V222H19ZM32 223H33V221H32ZM46 223H47V222H46ZM63 223H64V221H63ZM80 223H78V225L82 226ZM102 223H104V222H101V224H102ZM112 223H113V222H112ZM133 223H135V222H133ZM195 223H196V222H195ZM220 223H221V222H220ZM26 224H27V223H26ZM53 224H54V222H53ZM56 224H57V223H56ZM108 224H109V223H108ZM118 224H119V223H118ZM122 224H123V223H122ZM122 224H120V225H122ZM202 224H203V223H202ZM222 224H223V223H222ZM22 225H23V224H22ZM29 225H30V224H29ZM35 225H36V224H35ZM38 225H39V224H38ZM42 225L44 226V224H42ZM72 225H73V223H72ZM102 225H103V224H102ZM111 225L113 226V224H109V226H111ZM114 225H115V223H114ZM120 225H119V226H120ZM135 225H136V224H135ZM184 225H185V223H184ZM184 225H183V227H184ZM188 225H189V224H188ZM188 225H187V227H189ZM204 225H205V224H204ZM223 225H224V224H223ZM33 226H34V225H33ZM73 226H74V225H73ZM85 226H84V228H85ZM117 226H118V225H117ZM122 226H124V224H123ZM122 226H121V227H122ZM130 226H131V225H130ZM185 226H186V225H185ZM197 226H198V225H197ZM197 226H196V227H197ZM217 226H218V225H217ZM20 227H21V226H20ZM23 227H24V226H23ZM28 227H30V226H28ZM54 227L56 228V225L53 226L52 229H53ZM60 227H61V226H60ZM70 227H71V226H70ZM107 227H108V226H107ZM196 227H195V229H196ZM35 228H36V227H35ZM48 228H49V227H48ZM63 228H66V230L68 229V227H66V226H64ZM76 228H77V226H76ZM78 228H80V227L78 226ZM108 228H109V227H108ZM192 228H193V227H192ZM192 228H191V230H192ZM21 229H22V228H21ZM28 229H29V228H28ZM100 229H101V230L106 229V228H105V225H103V227L100 228ZM120 229H121V228H120ZM123 229H124V228H123ZM198 229H200V228H198ZM203 229H205V228L203 227ZM35 230H36V229H35ZM38 230H39V229H38ZM41 230H42V229H41ZM54 230H55V229H54ZM64 230H65V229H64ZM66 230H65V231H66ZM68 230H69V229H68ZM115 230H116V229H115ZM239 230H241V229H239ZM259 230H260V228H259ZM20 231H21V230H20ZM24 231H25V230H24ZM57 231H58V230H57ZM69 231H70V230H69ZM73 231H74V229H73ZM73 231H71V232H73ZM75 231H76V229H75ZM116 231H117V230H116ZM18 232H19L18 227H16L11 221H9V219L6 220L5 222H3V223L0 224V256L2 257V259L4 258V259H3V260H4V264H5V262H6L5 259L8 260V258H9L10 255L12 254V251H13V248H14V246H13V243H14V242H13V235H14L15 233H18ZM37 232H38V231H37ZM67 232H68V231H67ZM67 232H65V233H67ZM110 232H111V231H110ZM213 232H214V231H213ZM258 232H259V231H258ZM38 233H39V232H38ZM38 233H37V234H38ZM76 233H78V232L76 231ZM112 233H113V232H112ZM114 233H115V232H114ZM210 233H211V232H210ZM37 234H36V235H37ZM40 234H41V233H40ZM40 234H38V236H39ZM59 234H60V233H59ZM62 234H63V233H62ZM69 234H70V233H69ZM104 234H105V233H104ZM110 234H111V233H110ZM204 234H205V232H204ZM208 234H209V233H208ZM219 234H220V233H219ZM239 234H241V233H239ZM26 235H27V234H26ZM30 235H31V233H30ZM36 235H35V233H34V236H36ZM60 235H61V234H60ZM80 235H82V234H80ZM80 235H78V236H80ZM102 235H103V234H102ZM107 235H109V232H108ZM198 235H200V234H198ZM202 235H203V234H202ZM206 235H207V234H206ZM209 235H210V234H209ZM34 236H33V237H34ZM65 236H66V235H65ZM76 236H77V235H76ZM76 236H74L76 239H77V238H81V237H76ZM87 236H86V237H87ZM190 236H191V235H190ZM212 236H213V234H212ZM254 236H255V235H254ZM256 236H257V235H256ZM23 237H24V236H23ZM25 237H26V236H25ZM28 237H29V236H28ZM39 237H40V236H39ZM71 237H73L72 234H71ZM82 237H84V235H83ZM112 237H113V235H112ZM213 237H214V236H213ZM247 237H248V235H247ZM35 238H36V237H35ZM41 238H42V237H41ZM41 238H40V239H41ZM46 238H47V237H46ZM63 238H64V237H63ZM96 238H97V237H96ZM100 238H101V237H100ZM103 238H104V237H103ZM223 238H224V237H223ZM226 238H227V237H226ZM226 238H225V239H226ZM64 239H65V238H64ZM73 239H74V238H73ZM85 239H86V238H85ZM94 239H95V238H94ZM200 239H201V238H200ZM216 239H217V238H216ZM233 239H234V238H233ZM250 239H251V238H250ZM28 240H29V239H28ZM69 240H70V239H69ZM184 240H185V239H184ZM211 240H212V239H211ZM243 240H244V239H243ZM26 241H27V239H26ZM34 241H36V240H34ZM37 241H38V240H37ZM37 241H36V242H37ZM51 241H53V240H51ZM92 241H93V240H92ZM209 241H210V240H209ZM245 241H246V239H245ZM29 242H30V241H29ZM29 242H28V243H29ZM40 242H41V241H40ZM40 242H39V243H40ZM54 242H55V241H54ZM54 242H53V244H55ZM58 242H59V241H58ZM181 242H182V241H181ZM183 242H184V241H183ZM189 242H190V241H189ZM198 242H199V241H198ZM219 242H220V241H219ZM223 242H224V241H223ZM255 242H256V241H255ZM51 243H52V242H51ZM56 243H57V242H56ZM60 243H61V242H60ZM67 243H68V242H67ZM90 243H91V242L89 241L88 244H90ZM211 243H212V242H211ZM243 243H244V242H243ZM24 244H25V243H24ZM29 244H30V243H29ZM197 244H198V243H197ZM202 244H203V243H202ZM206 244H207V243H206ZM219 244H220V243H219ZM225 244H226V243H225ZM31 245H32V244H31ZM33 245H34V244H33ZM72 245H73V244H72ZM204 245H205V243H204ZM227 245H228V244H227ZM229 245H230V244H229ZM238 245H239V244H238ZM240 245H241V243H240ZM26 246H27V245H26ZM74 246H75V245H74ZM193 246H194V245H193ZM199 246H200V245H199ZM221 246H222V245H221ZM21 247H22V246H21ZM23 247H25V246H23ZM48 247H49V246H48ZM54 247H56V246H54ZM203 247H205V246H203ZM251 247H252V246H251ZM31 248H32V247H31ZM221 248H222V247H221ZM29 249H30V248H29ZM29 249H28V251L31 250V249H30V250H29ZM33 249H35V248H33ZM48 249H49V248H48ZM192 249H193V248H192ZM257 249H258V248H257ZM40 250H41V248H40ZM44 250H45V249H44ZM77 250H78V249H77ZM168 250H169V249H168ZM254 250H255V249H254ZM254 250H253V251H254ZM260 250H261V249H260ZM35 251H36V249H35ZM62 251H63V250H62ZM173 251H174V250H173ZM173 251H172V252H173ZM193 251H194V250H193ZM38 252H40V251H38ZM41 252H44V251L42 250ZM51 252H52V251H51ZM88 252H89V250H88ZM98 253H99V252H98ZM192 253H193V252H192ZM194 253H195V251H194ZM245 253H246V252H245ZM20 254H21V253H20ZM24 254H25V253H24ZM24 254H23V255H24ZM35 254H36V253H34V254H32V255H35ZM169 254H170V253H169ZM173 254H174V253H173ZM15 255H16V252H15ZM23 255H21V256L23 257ZM28 255H29V253H28ZM30 255H31V254H30ZM50 255H51V258L54 257V256H52V254H49V257H50ZM45 256H46V255H45ZM75 256H76V255H75ZM262 256H263V255H262ZM24 257H25V256H24ZM24 257H23V259H24ZM47 257H48V256H47ZM15 258H16V257H15ZM18 258H19V257H18ZM29 258H30V256H29ZM31 258H32V257H31ZM243 258H244V257H243ZM9 259H10V258H9ZM12 259H13V258H12ZM26 259H27V258H26ZM46 259H47V258H46ZM53 259H54V258H53ZM84 259H85V258H84ZM19 260H20V258H19ZM47 260H48V261H47ZM47 260H46V261L49 262V259H47ZM9 261H10V260H9ZM46 261H45V262H46ZM50 261H51V260H50ZM200 261H201V260H200ZM89 262H90V261H89ZM7 263H8V262H7ZM10 263H11V262H10ZM14 263H16V260H15ZM2 264H3V263H2ZM19 264H20V262H19ZM21 264H22V263H21ZM43 264H44V263H43ZM57 264H58V263H57ZM72 264H73V263H72ZM88 264H89V263H88ZM92 264H94V263H92ZM201 264H202V263H201Z\"/></svg>", "mask_w": 264, "mask_h": 264}]
</instances>
